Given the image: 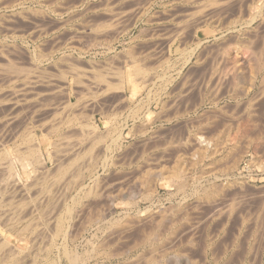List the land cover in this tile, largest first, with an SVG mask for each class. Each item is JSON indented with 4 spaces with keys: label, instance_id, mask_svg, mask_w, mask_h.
Segmentation results:
<instances>
[{
    "label": "rangeland",
    "instance_id": "rangeland-1",
    "mask_svg": "<svg viewBox=\"0 0 264 264\" xmlns=\"http://www.w3.org/2000/svg\"><path fill=\"white\" fill-rule=\"evenodd\" d=\"M2 1L6 2L7 0L6 1L2 0ZM47 1H50V0H47ZM67 1L68 0H65V2H67ZM107 1L108 2H106V0H104V3H103V0H84L85 3L83 5H85V7H84L85 10L82 7L80 9L78 8L79 10L77 9V10H74V11H66V10L65 11L64 10L61 11V10H58L56 12H53V11H50V10L41 11V10H37V9H33V10H35V11H33L32 9H27V8H25L24 10H21L19 8H5L4 6H2V9H0V21H1L0 22V29L2 27V29L0 31V49L2 48V50H3V52L5 54L6 53L10 54V55L6 54V55H7V57L9 56V59L12 60L11 62L14 61L13 63H15L18 66L21 64V66H20L21 68L24 66L23 69L19 70L20 74L18 73V76H16V77L13 76L15 78L10 77V80H9V81L12 80V82H15V83H12L14 85L11 84L13 86V89L17 85V87L15 88L16 90H14V91L17 92V94H15L16 92H14L12 94L14 96H17V95L18 96L15 98L16 100L13 98V95H11V94L8 95V98H12V100H15V101L19 100V102L17 101L19 103V105H17L16 108H15L16 110L15 111L12 110V112L10 111L11 109L10 110L7 109L8 111L6 109L3 110L2 112H5V111H7V112L3 113L2 115L3 116L7 115L6 117H8V115H11L10 113L14 114V112H17L16 114L18 115V113L21 112V114L18 115L19 118L17 120L18 121L17 122L18 123L17 126H20L19 123L23 122L22 118L24 120V123L21 124V126H20L21 129H20V127H18L20 129L18 131V134H19V132H21L26 127L28 129L32 128V130L35 132V135L37 136V140L40 142V145L42 147V151L44 152L46 168H49V169H52V170L55 169L54 168V166H55L54 163H55L56 156H55L54 153L57 152V151H54V148L56 146L57 147L55 149H57V148L60 149L61 147L62 148L65 147V150H67V151H63L61 153L58 152L61 157L64 154V152H66L64 154L66 156H63L62 158H64V157L68 158V157H71L74 154H75L74 157H76V156H78L80 154H81L82 157H84V155H86V153H84V152H86V151H84L83 149L87 148L88 145H91V143H93L95 141L93 139L95 137L94 136L95 133H97V134H103L104 133V135H105L109 131L112 132V130L115 131V129H116V131L112 135H110L111 133L108 136L105 135L102 141H100V142H96L95 141V145L96 146L94 144H92L93 148H95L96 150L98 149L100 151V152H97L95 149L92 148V151H91L92 153L89 152L90 153L89 154L87 152L88 153L87 154L88 157H89V155L91 157V154L93 155L92 156L93 158H94V156H97V157L94 158V160H91V158L88 159L87 156H85L86 158L85 157L82 158L80 156L79 158H77V157L76 158L78 160L81 158V160L78 161L76 158H75L76 161L73 160L74 162H76L75 164L72 161L73 164H74V167L76 169H78L79 166H81V168L83 166V168L85 170L87 169L86 171L82 170L83 168L81 169L82 172L80 170L77 171L75 168L71 167V170H73V173H72L71 170H69L70 168L67 169L68 171L66 169H64V170H66L68 172V173L64 172V174H65V176L63 174L64 180L62 178H59V179L55 178L56 180H58V182H56L54 184H53L52 181L55 182L56 180L54 179V176H52L51 173H48V172H47L48 176H46V177L48 178L50 176L49 177L50 181H49V178L48 179L46 178L45 179L46 181H44V179H43V182L42 181L38 182V183H41L40 185L38 183H35L36 186H35V184L33 182L32 187L33 188L35 187V189L31 188V190H29L30 191L29 193H31L33 190H35L34 192L36 194V187H37V191L38 192L36 194V197L38 198V200L41 201V202L39 201V203H41L42 205L38 204V202H37L38 200L37 199H36L37 201L35 200V202L37 203V205H39V207L40 206L43 207L44 205L46 207V206H48V204H50V205L57 204V205H55L56 207L54 206L56 208V210L54 208V210L52 209L53 210L52 212L49 211V209H48V207H51V206H48L46 209L43 207V210L44 209L46 210L45 213H49V214H50V212L52 213L50 215L47 214L48 217L45 215V217H46L45 220L48 219L47 220L48 222L46 221V223H45L44 220H43L44 218L42 220H40L39 219V212H38V210H36L37 213L35 212L34 215H31V216L27 217L28 220L22 218L20 220H17L16 222H15V220H12V223H10V224H13L14 226L17 225V226H15V228L16 227L17 228L16 229L14 228L15 229L14 232H17V230L19 228H21V229L18 230L19 231L18 233H20V235L17 234V233H14L15 234L14 235V234H11V233H8V232L4 231V227L2 225H0V230L2 231V233L6 234V237H7V239L10 242L15 243L18 247L22 248L25 251H28L27 254L30 253V255H28V256H31V258L28 257V256L27 257H28V261L31 260L29 262H32L34 260V262L32 264H36V262H37V264L38 263L40 264V262H41V264H44L45 263L44 261H46L45 258L47 256H49V255L51 257H55L56 256L55 254L58 251L61 250L59 248H61V246L63 244V240L69 245L71 250H77L78 253H82V252L83 253L84 252L87 253L89 255V257H87V262H86L87 264H153L149 260L154 259V257H155L154 264H264L263 263L264 259L261 258V254L264 251V241H263L264 240V235L260 232L261 228L258 227L259 226L258 224H260V226H261V221L257 222L256 225L258 227V232H256L255 235H253L251 233V231H250L251 230L250 227H253L252 225H250L249 228H247V227L240 228L241 227V224H240L241 223V215H239V211H241L240 210L241 207L239 205L236 206V208H235L234 212L231 214V216L230 215L227 216V214H225L223 212H221V214H222L221 215L220 212L218 214V212L215 211L216 209L213 208L212 205L210 206V203L207 201V199H204L202 197L200 198L197 195H193V191L194 190H200L201 187L206 186V185L210 186V184L211 185H213V184L215 185V183H216L217 185H215V186L219 187L221 184L223 185L224 182L225 183H229V182L231 183L232 182L233 184H235V185L237 184L238 185L239 182L235 181L234 179L241 180V177H243V175L245 173H248V171H244V169H243L244 168L243 166L245 165V160L244 159H242L240 161L238 168H236L234 170H231L229 168L230 165L232 164L231 160H233V157H232L233 156L232 155L233 151L232 150H226V148H225L226 145H225V143H223L224 139H225L224 136H226V134L229 131V129H231V130L235 129L234 128L235 125H237L240 122V120H242V121L244 120V119H242V117L245 118V116H243L244 113L241 111L240 107H236L235 104H233L235 102V100L229 98V94L230 93L228 94V92H227L225 94V92L227 90L229 91V89L231 90V89L235 88L234 83H236L237 80H238L237 81L238 83L235 84L237 86L236 87L237 89L235 88V90L239 91L241 89L240 87L245 86V83H243V80L240 81V79H237V80L235 79L234 83H233V81H231V79H230L231 76H229V73H228V70H227L229 68L228 67V63L226 62V59H225L226 58V53H225V51L223 52V50H222V49L225 50L224 46L226 44V40H227L228 34H229L228 30H227L228 25H229L228 23L230 21L229 18L231 17L230 15H232L233 11L231 12V10H229V12H231L229 14H227L228 11L224 10V9L223 10L225 12H227L226 14H225V12L223 10L222 11L220 10V12L218 10L217 11L218 13L216 12V14L212 13L211 11L208 12L209 10H206L207 8L203 9V10L201 9L202 10L201 11L200 9H198L200 5L198 4L197 0H147L148 3H147L146 0H135L136 4H134L135 1H133V0H124V1L123 0H117V1H115V0L114 1L113 0H107ZM249 1L250 0H247V2H249ZM254 1H256L259 6L264 5V2H263L264 0H254ZM62 2H64V0H62ZM137 2H139V3H137ZM262 2H263V4H261ZM96 3H98V4H96ZM102 3H103L104 6L101 5ZM105 3H107L108 5L105 4ZM109 4H111V5H109ZM145 4H146L145 7H141V5L143 6ZM105 5H106V8H105ZM137 6L140 7V9ZM90 7H92V8H90ZM127 7H128L129 10L127 9ZM133 7H136V8L133 9ZM137 8H138V10H137ZM231 8L233 9V7H231ZM261 8L264 10V6H262ZM105 9H108V11L114 12V13L111 12L112 13L111 14L112 17H111V15L110 16L106 15L107 14L106 13L107 10H105ZM102 10L105 11V12L101 13ZM114 10H116L117 12L114 11ZM131 10H133L134 12L132 11L133 12L132 13ZM141 10H143V11H141ZM36 11H38L37 12L38 14H34V13H36ZM39 11H40V13H39ZM123 11H124V14H123ZM129 11L132 14L129 13ZM196 11H198V12H196ZM28 12L31 13V14H29ZM262 12L264 14V11H262ZM22 13L24 14L25 17L26 16L27 17L25 18ZM26 13L28 15H26ZM71 13H72V15H71ZM75 13L77 15L76 17H75ZM252 13L253 12H251V14ZM101 14H104V15H101ZM17 15H18V17L19 16L20 17L18 18ZM36 15H38V16H36ZM98 15L100 16L101 20H100ZM105 15L108 17V19H107V17ZM228 15H229V17H228ZM246 15H248V14L246 13L244 18L248 17ZM67 16H68V18L70 17V19H68ZM211 16L214 17V18H212ZM218 16H220V17H218ZM23 17H24V19H23ZM36 17H38V19ZM226 17H228V18H226ZM112 18H115V19L111 20V22H110V19H112ZM5 19H6L7 22L9 20V23H7L5 21ZM31 19L33 20V22H32ZM86 19H87V21H86ZM2 20H4V21H2ZM116 20H118V22H116ZM259 20H261V21H259ZM36 21L38 22L39 25L37 24ZM89 21H91V22H89ZM104 21H107L106 24L108 22H110V25H112L113 27L110 26L109 24H108V26H110V27H108L107 25H104L105 24ZM119 21H121V22H119ZM3 22H6L5 25H4ZM59 22H61V23H59ZM92 22H94L95 24L92 23ZM96 22L98 24H96ZM252 22L253 23H251L250 26L248 27V30L252 29V31L249 30V32H251L250 35H253V33L254 34L257 33V35H259V36L264 35V33H263L264 32V26H262V24L264 25V20H262V18H260L258 16ZM260 22H262V23H260ZM81 24H83V25H81ZM100 24H103V25L101 26ZM183 24H185V25H183ZM98 25L101 28H103V29L100 30V27H99V29H98V27L96 28V26H98ZM241 25H244V24H242V22H240V23L237 22V23H235L233 25V27H236L235 29H239L240 28V31H241L244 28ZM4 26H5V28H4ZM43 26L45 27V29H44ZM41 27H42V29H41ZM54 27H56V28H54ZM255 27L257 29H255ZM49 28H50V30H49ZM104 28H108V29H104ZM38 29H40L42 31V33ZM193 29H194V31H193ZM262 29H263V31H262ZM59 31H60V33H59ZM61 31H63V33ZM107 31L109 32V34H108ZM15 32H16V34H15ZM97 32H99V33H97ZM181 32H183L182 33L183 35L181 34ZM23 33H25V34H23ZM93 33H95V36H94ZM115 33H116V35H115ZM63 34L64 35L66 34V35L64 36ZM56 35H58V36H56ZM86 35H87V38H86ZM28 36L31 39L32 38L33 39L31 40ZM55 36H56V38H55ZM92 36H94L93 38L96 39V40H93ZM179 37H181V38H179ZM54 39H56V40H54ZM57 39H59V40H57ZM105 39H107V41ZM184 39H185V41H184ZM198 39H200L201 41L204 40L202 42L203 47L201 45L198 48L196 47L197 50H195L194 46H196V43L198 42L197 41ZM219 41H221V42H219ZM39 42H40V44H38ZM41 42H43V43H41ZM71 43L73 45H75V46H72ZM155 43H157V44H155ZM5 44H6V46H5ZM207 44L209 46H212V47H208ZM213 44H216V45H213ZM39 45L41 47L42 46L43 47L41 48ZM167 45H171L172 51H171L170 55H167V52H166L167 51L166 50L167 49V47H166ZM219 45H222L223 48H220ZM2 46L4 47V49H3ZM57 46H59V47H57ZM185 46L187 47V49H186ZM214 46H216V48ZM217 46H219V47H217ZM213 47L216 50L211 51L210 49H212ZM176 48H181V50L182 49H186V50H188V49L193 50L194 49L195 51L193 50L192 57L188 61V63H185L184 57L180 56L181 53L179 54V52H181V51L179 49H178L179 51L178 50L176 51ZM201 48H203V49L205 48L207 51L206 50L203 51V49L201 51H199ZM218 48H220V49L217 51ZM150 49H151V51L153 49V51L151 52ZM41 50H42V52H41ZM136 50H137L138 54H137V52H135ZM146 50L149 51V55H147V56H145L148 53V51H146ZM154 50H155L156 54H155ZM208 50H209V52L211 54L208 53ZM18 51H22L24 53H22V52L18 53ZM202 51H203L204 55H203ZM221 51H222V53H225V54H223L225 57H223V55L220 53ZM25 52H27V54H25ZM129 52H133V54H135V55H132ZM142 52H144V54ZM197 52L202 57H204L206 55L205 60H203L202 62L201 61L200 62L196 61L195 59H197V56H199L201 58V56L198 55ZM206 52H207V54H206ZM214 52L217 53V54H215ZM22 54H24V56H22ZM154 54L157 57V58L155 57V59H157V60L153 59L154 56L151 57V55H154ZM59 55H60V57H59ZM143 55H144V57H143ZM158 55L161 56V57H159ZM219 55H220V57H219ZM221 55H222V58H221ZM113 56H114V58H113ZM140 56H142V58ZM148 56H150L151 58L148 57ZM164 56L165 57L167 56L168 58L166 59ZM210 56L211 57L218 56V58L221 59V60H219V62L222 63L223 66L222 65L219 66L220 63L219 64L218 63L215 64V66H216L217 69H220V67H222V70H223L221 72L222 74H220V71H218V73L220 74V78L222 77V75L224 77L226 75L228 76V77L226 76L227 79L225 77L226 84H225V81H224V77L219 79V81H221L222 85L219 83V81L217 82L216 77H215V82H214V80H211L210 81L211 84L208 83L209 82L207 80L208 77L205 76V75H206V73H208L207 75H209V71H210L209 67H211V65H212V62H210V59H211ZM25 57H26V59H25ZM42 57H43V59H41ZM61 57H62L63 60L61 59ZM120 57H122V58L120 59ZM124 57L127 58V59H125ZM208 57H209V59H208ZM133 58L140 59V60L137 59L138 62L140 61L141 65H142V63L145 64L144 65L145 68H146V64L147 63L149 64V66H147V68L151 67V65L153 63V65H154V66H152L153 70L148 72L150 78L149 77H147L148 79L145 78V76H147V74L145 76H143L144 75L143 74L142 76L144 78L143 77L140 78L141 75L138 76L139 74L136 75V74L133 73V67H132ZM148 59L149 60L153 59L154 62H153V60H152V62L146 61ZM164 59H166V60H164ZM108 60L110 61V64H109ZM73 61H74V63L71 64L70 62H73ZM123 61H124V63L121 64ZM155 61H157V62H155ZM4 62H5L4 60H0V64L1 63L4 64ZM166 62L167 63L169 62L168 63L169 65H167ZM196 62L198 64H201V65L198 66ZM208 62H209V64H208ZM158 63H160V64H158ZM164 64L167 65L168 67L167 66L165 67ZM189 64H190V66H189ZM204 64H206V65H204ZM72 65H73V67H72ZM77 65H79V66H77ZM111 65H113V66H111ZM119 65H120V67H119ZM195 65L197 67H195ZM207 65H209V66H207ZM75 66H77V67H75ZM129 66H130V68H129ZM169 66H171V67H169ZM224 66H225V68H224ZM29 67H30V69H29ZM103 67H104V69H102ZM118 67L122 68V69L119 70ZM62 68H64V69L66 68V69L64 70ZM69 68H71V69L69 70ZM78 68H80V69H78ZM92 68H94V69H92ZM107 68H109V69H107ZM76 69L79 70L80 73ZM94 70H95V72L97 74H98L99 71H100L101 74L103 73V77L105 76L104 78L108 77L105 80L106 83H107V80H108V82H111V83L112 82H117L116 80H119V79H117L118 78L117 76H119V74H117V73H119V71L123 72L122 78H124V80H126V84L124 85L125 87L122 88L123 90H121V89L118 90V88L117 89L110 88V89L116 90L115 92H114V90L110 91V89L108 88L109 90L108 89H106V90H108V92H110V93L105 92V91L103 92L104 87L106 85L108 86V84H106L104 82L103 83L100 82L101 79H99V80L96 79L95 80V77H96L97 74L96 73H95L96 75L94 74ZM110 70L111 71L114 70V72H111ZM131 70H132V72H131ZM204 70H205V72H203ZM23 71H25V72H23ZM30 71H32L33 74ZM43 71H44V73H42ZM49 71H52V72H49ZM62 71H63V73H62ZM22 72H23V75H22ZM60 72H61V74H60ZM115 72H117V73H115ZM183 72H184V74H183ZM223 72H224V74H223ZM225 72L227 74H225ZM114 73L117 74V75L114 76ZM59 74L62 76L63 80H62V78H61V76ZM73 74H74V76H73ZM89 74L91 76H89ZM151 74H153V75H151ZM194 74H196V75H194ZM199 74H200V76H199ZM133 75H134V77H133ZM1 76H0V82L1 83L3 82L4 84L3 83L2 84L4 86H2L1 83H0V88L3 91H4V89H6V90L4 91V94H3L2 91H0V93L2 92L3 95L11 93L10 90H9L10 89V87H9L10 85L8 86V83H7V81H8L7 78L8 77H5L6 75H3L4 78H3V76L2 77ZM26 76H29V77H27L28 80H30L32 78L31 80H33L34 83L31 80H30L32 82L31 84H29L30 82L28 80L26 82H23V80L25 79ZM42 76L43 77L45 76V77L43 78ZM111 76H113L115 78H113ZM136 76L139 77V78L137 77L139 80L136 78ZM202 76H203V78L201 79ZM166 77H167V79H166ZM204 77L206 78V80L208 82L205 81ZM2 78L4 80H6V82H4V80ZM111 78L114 79V80H112ZM130 78L134 82H132ZM228 78H229V80H228ZM14 79H16V80L13 81ZM144 79H145V82L147 80V83L144 82ZM186 79L188 80V82L186 81ZM203 79H204V81H203ZM212 79H214V78H212ZM222 79H223V81H222ZM82 80H83V82H82ZM165 80H167V81H165ZM194 80H196V81L199 80V82H195ZM78 81H81V83L78 82ZM98 81H99V83H98ZM163 81H165V82H163ZM182 81H186L187 83L184 85L182 83ZM200 81L202 82V85H201ZM27 82H28L29 85L27 84ZM141 82H144L145 85H144V83L141 84ZM216 82H217V84H216ZM20 83H23V84H20ZM45 83H46V85H45ZM76 83H78V84H76ZM85 83H87V86H86ZM92 83H93V85H92ZM161 83H164V84H161ZM188 83L191 84V86H193L195 88H192ZM205 83H206V86H205ZM6 84H7V86H5ZM24 84H26L27 87ZM103 84H105L104 87H103ZM159 84H160V86H159ZM215 84L217 86L218 85H220V86L219 87H217V86L214 87ZM232 84H233V87H232ZM88 85H90V86H88ZM143 85H144V87H141ZM198 85L201 88L198 87ZM19 86H21V87L23 86V88H25V89L21 88V90H22L21 93L22 94L24 93V95H21L20 92H19L20 94L18 93V91H20V90H18ZM107 86H106V88H107ZM162 86L164 88L165 87L166 88L164 89ZM227 86H229V87H227ZM174 87H175V89H174ZM72 88L74 89L73 91H72ZM130 88L131 89L133 88V89L131 90ZM151 88H152V90H150ZM184 88H185V90H184ZM7 89H8V91H7ZM146 89H147V91H146ZM186 89L188 91H186ZM196 89H197V91H195ZM85 90H87V91H85ZM89 90H90V92H89ZM159 90H160V93H159ZM41 91H42V93H41ZM156 91H157V93H155ZM215 91H216V95L218 97L215 96ZM38 92H40V93H38ZM80 92H81V95H80ZM87 92H89V93L87 94ZM145 92H149V94L145 93ZM179 92H181L182 94L181 93L179 94ZM199 92H200V94H199ZM76 93H77V95H76ZM82 93H84V95ZM101 93L102 94L104 93V94L102 95ZM153 93H155V95ZM183 93H185V94H183ZM220 93H221L222 96L220 95ZM38 94H40V95H38ZM119 94L121 95L123 102H119L117 100V99L120 100V98H119L120 95ZM145 94H147V95H145ZM3 95L0 94L1 97ZM59 95H62V96H60L62 99L59 98ZM114 96H115V98H114ZM116 96H118L117 99H116ZM149 96H152V97H150V99H149ZM183 96H185V97H183ZM213 96H215L216 99L218 98L217 100H219V101H217V100L214 101L215 98ZM34 97H35L36 100L34 99ZM76 97H78L79 99L76 98ZM123 97H124V99H123ZM156 97H157V102H155L156 101ZM176 97H178V98H176ZM21 98H23V99H21ZM92 98H93V101H92ZM196 98H197V100H196ZM20 99H21V101H20ZM97 99L100 101V103H99V101ZM111 99H112V101L110 102ZM142 99H143V101H142ZM12 100H11V102H13ZM27 100H28V102H27ZM96 100L98 101V103H97ZM163 100H164L165 103L163 102ZM232 100H233V102H232ZM30 101H31L32 104L30 103ZM35 101H37V102H35ZM116 101H118V102H116ZM186 101H187V104L185 103ZM69 102H71V103H69ZM73 102H74V104H73ZM195 102H196V105H195ZM173 103H174V105H172ZM214 103H215V105H214ZM230 103H231V105H230ZM26 104H28V105L26 106ZM30 104H31V107H30ZM40 104H41L42 107L40 106ZM168 104H170V105H168ZM176 104L179 105V106L177 107ZM49 105H52V106H50V109H49ZM66 105H67V107H66ZM116 105H117V107H116ZM162 105H163V107H162ZM232 105L234 106V108L231 107ZM18 106H19V108H18ZM21 106L23 107V109L21 108ZM83 106H85L86 108L83 107ZM121 106H123V107L121 108ZM134 106L138 108V109L136 108V115L137 116L135 115L134 116L135 118L128 117L130 110L132 108H135ZM7 107H9V106L7 105ZM28 107H30V108H28ZM101 107H102V109H101ZM223 107H224V110L226 112L223 110ZM5 108H6V106H5ZM25 108H27V109H25ZM79 108L80 109L82 108L81 109L82 112H80ZM118 108L121 109V110H119ZM129 108H130V110H129ZM36 109H38V110H36ZM147 109L151 110L152 112H154L153 115L150 117V119H154V120H150L149 118L146 117L145 113L147 112ZM174 109H176V110L174 111ZM232 109L233 110L235 109L236 111L233 112ZM100 110H102L103 113ZM161 110H162V113H161ZM165 110H167V111L165 112ZM177 110H178V112H177ZM255 110H257V111H255L254 113H257V115L258 114L261 115L263 113V116H264V111H263L264 110V104H262L261 106H258V108H256ZM9 111H10V113H9ZM63 111H64V113H63ZM111 111H114V112H111ZM220 111H221V113H220ZM23 112H24V114H22ZM34 112H35V114H37L36 116H35ZM38 112H39V114H38ZM180 112H181V114H180ZM236 112H239V113H236ZM57 113L59 114V116H60L59 118L60 119L57 118L58 117ZM46 114H47L48 117H46ZM55 114H57V115H55ZM71 114L73 115V117H75V118L77 117V119H76L77 121L74 118H72ZM76 114L77 115L81 114V117H80V115L77 116ZM159 114H161V115H159ZM232 114H234V116ZM51 115H53V117ZM54 115H55V117H54ZM41 116H43V117H41ZM70 116H71V118H70ZM82 116H84V117H82ZM154 116H155V118H154ZM165 116H166V118H165ZM261 117L260 116H256V120L261 119ZM24 118H26V119H24ZM40 118H42L45 121L43 122V120L40 119ZM47 118H51V119L47 120ZM53 118H55L54 120L57 121V123L55 125H54L55 121L53 120ZM67 118H70V120H72V121H70ZM27 119L30 120V121H28ZM74 120H75V123H74ZM26 121H28V122H26ZM60 121H62V122L65 121L64 122L65 124L63 123V125H62V123ZM204 121H205V123H204ZM262 121L263 120H261V122L259 121V126L262 125ZM29 122L31 124H29ZM33 122H34V125H33ZM66 122H67V124H66ZM225 122H227V123H225ZM49 123H50V125H49ZM125 123H126V125H125ZM39 124L41 126H39ZM51 124L54 125L55 127L52 126ZM58 124L59 125L61 124V125L59 126ZM118 124L120 126H122V128ZM206 124H207V126H206ZM57 125H58V127L56 128ZM46 126L50 127V128L48 129ZM78 126H80V127H78ZM86 126H87V128H85ZM71 127H74V128H71ZM199 127H200L201 130L199 129ZM210 127L213 128L215 131L213 129H211ZM221 127H222V129L224 131L221 129ZM27 128L25 130L29 131ZM52 128H55V130H53ZM68 128H70L71 130H69ZM216 128H218V130ZM66 129L70 133L68 131H66ZM83 129L85 130V132H82ZM106 129H107L108 132L105 131ZM118 129H119V131H118ZM49 130L51 132H49ZM58 130H60V131H58ZM89 130H92V131H89ZM152 130H153V132H152ZM26 131L25 132L22 131L23 134H21V133L20 134L23 136L24 134H26ZM53 131H54V133H53ZM77 131H79V132L81 131L80 132L81 133V137H82L81 140L78 138V137H80V134H79V132L76 133ZM117 131L120 132V136L121 137H120V141L118 139V142L115 144L114 140L116 139V136H117V133H118ZM154 131H156V132H154ZM211 131H212V133H211ZM48 132H49V134H48ZM61 132H62V134L63 133H65V134L66 133H69V134L73 133L75 135V136L71 135L70 137L73 136L72 138L68 137V135H67L69 142H71V145H70V143L68 141H66L67 139H65V138H67V137L60 138L58 136L59 134L62 135ZM219 132H221V133L219 134ZM92 133H94V134H92ZM82 134H83V136L85 134L84 138H83ZM86 134L88 136H86ZM198 134L199 135L201 134L202 136H205V138L207 140L210 139L213 135H215L214 136L215 139L220 137V138H218V141H219V145H222V146H218L217 148L220 147L221 149L219 148L215 152H212L211 150H209L211 154L209 153V151L207 153L203 154L198 149L193 148L191 145H189L188 142L194 140L193 138L196 137ZM63 136H65V135H63ZM91 137H92V140H91ZM110 137H111V140H110ZM112 138H113V142H112ZM153 138H156L157 140L153 139ZM183 138H184V141H183ZM221 138H223V139H221ZM72 139L74 141H72ZM86 139L87 140L90 139V140L87 142ZM167 139H169V140H167ZM170 139H171V141H170ZM64 140L67 142V144L69 143V146H71V148H67V145H65L66 142ZM214 140L210 139V142L215 144L216 140L215 141ZM58 141H60V142H58ZM91 141H93V142H91ZM185 141L187 142L186 144H185ZM51 143H52V145H50ZM57 143H59V144L57 145ZM62 143L63 144L65 143L64 144L65 146L62 145ZM220 143H222V144H220ZM8 144H6V146H7L8 149H10V144L9 145ZM86 144H87V146L85 147ZM118 144H119V146H118ZM164 144H166V145H164ZM182 144H184V145H182ZM239 144H237V146ZM59 145H61V146L58 147ZM21 146H23V145H21ZM182 146H183V148H182ZM74 147L76 149L79 147L78 150L79 149H81V150L78 151ZM107 147L110 148V149H108ZM240 147H241V145H239V148ZM72 148H74V150L76 152L75 151H71ZM146 148H148V150ZM238 149L236 148V150H238ZM108 150H110V151L108 152ZM82 151H83V155H82ZM195 151H197V152H195ZM229 151L231 152L232 156L229 154ZM77 152H80V154L77 153ZM93 152H95V153H93ZM194 152H195V155H194ZM160 153L162 154V156H160L161 155ZM198 153H199V155H198ZM118 154H119V156H118ZM152 155L154 156V159H153ZM53 158H54V160H53ZM65 158H64V160H65ZM96 158H98V159L96 160ZM87 160H89V161H87ZM123 160H124V162H123ZM104 161L105 162L107 161L106 162L107 165H106V163L104 165ZM215 161H216V163H215ZM120 162H123V163H120ZM91 163L94 166V168H96L95 171L99 175V176H97V179L99 181L98 182L99 185L97 184V186H95V188L99 186L98 187V190H99L98 193H99L100 196L98 194L96 196H94L93 194H90L89 197H85L84 196V195H86V194H84L85 192H83L81 190V188L80 189H77V188L80 187L79 186V183H81V182H79L80 178H81L80 180H82V181L84 179V186H85L86 190L93 185L94 182L91 183L92 181L88 178L89 174H87L90 171ZM212 163H214V164H212ZM86 164H87V166H86ZM149 164H150V166H149ZM210 164H212V165H210ZM75 165H77L78 167H76ZM179 165H180V167L182 166V168H180ZM93 166H92V168H93ZM174 166L177 167V168H174ZM150 168H152L153 170L150 169ZM176 169L178 171L181 170V172H178V174H175L174 176H171V173H173V171H177ZM61 171H63V170H61ZM74 171H76V172H74ZM147 171L148 172L149 171H151V172L152 171L153 172L161 171L163 174L167 173L166 175H164V177H165L164 181H158L156 183V185H154L155 189H154V191H152V193L148 197H146V195H147L148 190L150 191V189H151V188H149V186H150V184L151 185L153 184L151 182L153 180H151L152 177H150L151 176V172H149L150 173V176H149L148 175L149 173ZM169 171H170V173H169ZM16 172L20 175L21 180H22L23 183L30 184V183H27V182H30V181L32 182V179H33V178H31L32 176L29 177L27 174H24L23 170L21 168H19L18 165H16ZM51 172L53 174V171H51ZM80 172L83 173L84 175L81 174ZM251 172H252L253 175L257 176V178H258L257 186H260V185L263 186L264 185V174L263 173L260 174V173H258L256 171H251ZM69 173H70V175H69ZM76 173H77L78 176L80 174V178L76 175ZM256 174H260V175H256ZM66 175H67V177H66ZM73 175H74V178H73ZM81 175H83V176H81ZM75 176H77L78 179L75 178ZM146 176H147L148 179L146 178ZM51 177L54 180H52ZM149 177H150V180H149ZM27 178H29V180H27ZM70 179L71 180L73 179L72 181H74V184L76 183L77 180H78L77 181L78 183H76L75 185L74 184L72 185V183L68 182L69 183L68 184L67 181H71ZM59 180H60V182H59ZM65 180H66V183H65ZM147 180L149 181V184H148ZM184 180H185V182H184ZM48 181H49V183L52 182L50 184L51 187L49 186ZM44 183H45V186H47V185L49 186V189L47 188L48 186L46 187L47 189H45L49 193V195H45V197L49 196L48 200H47V197L45 199V197L42 196V195H44L43 193L42 194L40 193V192L43 191V192H45V194H48V193H46V191L43 190L44 189L43 188ZM87 183L89 184V186H88ZM183 183H184L185 187L182 186ZM66 184L68 185V188L71 189L70 191H68L69 189H67V187H66L67 185ZM146 184H148V185H146ZM38 187L42 188V190L39 191ZM55 187H56V189H55ZM58 187L60 189H58ZM63 188H65V189H63ZM152 189H153V187H152ZM55 190L58 192V194H57V192ZM58 190H60V191H58ZM145 191H147V192H145ZM187 191H189V193ZM62 192H64V194ZM80 192L83 193L82 196H84V198L81 199L82 200L81 204L77 208L76 207L74 208L75 210L76 209L77 210H76V212L73 211L74 214H72L71 215L72 217L70 218L71 222L66 224L67 227L65 226L67 228V231H64V233L66 232L67 234H65V236H64V234L61 233V234H58L54 239L49 238L50 235L53 234V232H54L56 215L58 213H60L62 210H64V205L63 204H65V205L66 204L67 205L71 204L72 202H70V201H72V197L75 196L76 193H77V195L81 194ZM144 192L146 193V195L144 194ZM38 193H39V196H37ZM52 193H54L55 196ZM31 195L34 196V193L32 192ZM91 195L94 196V197H91ZM51 196H53L52 199H50ZM57 196H58V198H57ZM70 196H72L71 200H70ZM53 198H54L55 202H56V198H57L58 199L57 200L58 203H55L54 201L52 202ZM42 199H44L45 201L42 200ZM49 200H51V201H49ZM86 201H88L89 203L88 202L86 203ZM30 202L31 203L32 202L35 203L34 201H31V200H30ZM30 202L28 203V201H27V204L29 205ZM51 202H52V204H51ZM59 203L62 204V205H59ZM92 204H93V206H92ZM100 204H101V206H100ZM90 206H92V207H90ZM42 207H40L39 211H42L41 210ZM97 207H98V209H97ZM195 207H197V208H195ZM237 207L239 208V210H238ZM78 209L81 210V211H79ZM92 209H93V211L94 210L95 211L94 212L92 211V213H91L90 211ZM50 210H51V208H50ZM162 210H164L165 216L162 215L163 214ZM58 211H60V212H58ZM53 212H57L56 215ZM77 212H79L78 213L79 215L75 216V213L77 214ZM157 212H159V213H157ZM85 213L88 214V216L85 215ZM150 213H151V215H150ZM240 214H241V212H240ZM35 215L38 216L37 219L39 221H37V219H35L36 223L34 224L35 221H33L32 219L36 218ZM73 215L75 216V219L77 218L76 220L74 219ZM160 215H161V217H159ZM33 216H35V217H33ZM51 216H52V218H50ZM89 216L92 218V220H91V218ZM96 216H98V217H96ZM162 216H163V218H162ZM82 217H83L84 220H82ZM185 217H186V219H185ZM54 218H55V221L53 220ZM116 218L117 219L119 218V220L120 219L123 220V222L122 221L116 222ZM122 218H124V219H122ZM228 218H229V220H228ZM78 219H79V221H78ZM18 221H20V225H19ZM27 221H29L28 224H27ZM40 221L41 222L43 221V222L41 223ZM107 221L109 222V224H108ZM110 221L114 222V223H110ZM156 221H158L159 223L156 222ZM21 222H23V223H21ZM30 222H32V224ZM37 222H39V223H37ZM14 223H16V224H14ZM24 223L27 226L29 224H31L29 229L27 230L28 232L26 230H24V231L22 230L23 227H25ZM70 223H72V224H70ZM44 226H46V229L43 228ZM48 226H50V227H48ZM51 226H52L53 230L51 229ZM237 226H238V228H237ZM34 227L37 228V229H35ZM20 230H22L23 232L20 231ZM69 230L71 232H68ZM31 231H32V233H31ZM24 232H26V233H24ZM34 233H35V235H34ZM232 233H234V235ZM39 234L42 237H39ZM71 235H72V237H71ZM157 235H158V237H157ZM36 236L38 237V239L39 238L40 239L38 240ZM63 236L65 238H63ZM32 237H34L33 241L31 239ZM51 237H52V235H51ZM146 237H147V239L145 240L144 238H146ZM35 238H36L35 243H37V241H38V244H35V243H31L30 244V242H34ZM148 238H150V239H148ZM48 239H50L51 241L48 240ZM147 240H149L150 242L147 241ZM262 241H263V243H261ZM40 242H42L44 245L42 243H40ZM50 242L51 243L54 242V244H53V247L49 250V245L51 244ZM33 244H35L36 246L34 247ZM40 244H42V245L39 246ZM57 244H58V246H57ZM261 244H263V245H261ZM30 245L31 246L33 245L32 246L33 248L29 247ZM54 246H56V247H54ZM96 246H98L99 248L95 249ZM242 246L245 247V248H243ZM27 247H29V248H27ZM40 247H42L43 249H40ZM30 248H31V250H29ZM74 248H76V249H74ZM90 248H91V250H89ZM30 251H33V252H30ZM91 251H93V253ZM37 252H39V253H37ZM90 252H91V254H90ZM109 252L112 253L113 255L110 254ZM33 253H35V254L33 255ZM41 255H42V257H41ZM33 256L36 257V258L32 259V258H34ZM109 256H111V257H109ZM66 259L67 258L65 256L64 257L60 256L57 259L56 263L57 264H66V263L68 264ZM145 259H147V260H145ZM1 261L3 262V260H0V264H2Z\"/></svg>",
    "mask_w": 264,
    "mask_h": 264
},
{
    "label": "bare ground",
    "instance_id": "bare-ground-1",
    "mask_svg": "<svg viewBox=\"0 0 264 264\" xmlns=\"http://www.w3.org/2000/svg\"><path fill=\"white\" fill-rule=\"evenodd\" d=\"M6 1V0H5ZM114 1V0H113ZM115 1H117V0H115ZM124 1V0H123ZM122 1V2H123ZM133 1H135V0H133ZM147 1V0H146ZM198 1V4L200 5L199 6V8L198 9H206V10H209L208 12H212V13H215L216 14V12L219 10V12H220V10L222 11L223 9L224 10H227L228 11V13L227 12H225L224 10V12H225V14L227 13V14H229V13H231L232 11V15H230L231 17L229 18L230 19V21H229V25H228V28H227V30H228V38H227V40H226V44H225V50L224 49H222L223 50V52L225 51V53H226V62L228 63V73H229V76H231V81H233V83L235 82V79L237 80V79H240V81H242L243 80V83H245V86H243V87H240L241 89L239 90V91H237V90H235V88L237 87L235 84H237L238 82V80L236 81V83H234V86H235V88L234 89H229V91L227 90L226 92H225V94L228 92V94H229V98L230 99H233V100H235V102L233 103V104H235V106L236 107H240V109H241V111L244 113V115L243 116H245V118H243L242 117V119H244L243 121L242 120H240V122L237 124V125H235V129H233V130H231V129H229V131L227 132V134H226V136H224V142L223 143H225V148H226V150H232L233 152V156L231 155V152L229 151V154L233 157V160H231V162H232V164L230 165V169L231 170H234V169H236V168H238V166H239V163H240V161L242 160V159H244L245 160V165L243 166L244 168V171H248V173H245L244 175H243V177H241V180H239V179H234L235 181H238L239 182V184L237 185H235V184H233L232 182L230 183H223V185L221 184L219 187H217V186H215V185H217L216 183H215V185L213 184V185H211L210 184V186L209 185H206V186H203V187H201V189L200 190H194L193 191V195H197L198 197H202V198H204V199H207V201L210 203V206L212 205V207L213 208H215L216 210L215 211H217L218 212V214H219V212H220V214H221V212H223V213H225V214H227V216H231V214L234 212V210H235V208H236V206L237 205H239L240 207H241V211H239V215H241V227L240 228H244V227H247V228H249V226L250 225H252L253 227H250V231H251V233L253 234V235H255V233L256 232H258V227H260L259 229H260V232L264 235V185L262 186V185H260V186H257V181H258V178H257V176H255V175H253L252 174V172L251 171H256V172H258V173H260V174H264V116H263V113L261 114V115H257V113H254L255 111H257V110H255L256 108H258V106H261L262 104H264V35H262V36H259V35H257V33L256 34H254L253 32V35H250L251 34V32H249V30H248V27L250 26V24L251 23H253L252 21L256 18V17H260V18H262V20H264V14H263V12L262 11H264L261 7L262 6H264V5H262V6H259L258 4H257V2L256 1H254V0H250L249 2H247V0H197ZM106 2H108L107 0H106ZM111 2V1H110ZM126 2V1H125ZM129 2V1H128ZM132 2V1H131ZM264 2V1H263ZM263 2L261 3V4H263ZM85 2H84V0H68L67 2H65V0H64V2H62V0H50V1H47V0H7L6 2H4V1H2V0H0V9H2V6H4L5 8H19V9H21V10H24L25 8H27V9H37V10H41V11H43V10H50V11H53V12H56V11H58V10H61V11H74V10H77L78 8L80 9V8H82L83 7V9L85 10V5H83ZM89 3V2H88ZM103 3H104V0H103ZM103 3L101 4V5H103ZM113 3V2H112ZM130 3V2H129ZM137 3H139V2H137ZM147 3H148V1H147ZM96 4H98V3H96ZM105 4H107V3H105ZM134 4H136V1L134 2ZM100 5V4H99ZM100 5V6H101ZM108 5V4H107ZM109 5H111V4H109ZM118 5V4H117ZM128 5V4H127ZM91 6V5H90ZM104 6V5H103ZM136 6V5H135ZM146 6V4L145 5H141V7H145ZM102 7V6H101ZM119 7V6H118ZM122 7V6H121ZM132 7V6H131ZM138 7V6H137ZM231 7H233V9L231 8ZM87 8V7H86ZM90 8H92V7H90ZM105 8H106V5H105ZM115 8V7H114ZM120 8V7H119ZM134 8H136V7H133V9ZM139 9H140V7H138ZM138 8H137V10H138ZM78 9V10H79ZM82 9V10H83ZM95 9V8H94ZM98 9V8H97ZM102 9V8H101ZM110 9V8H109ZM127 9H128V7H127ZM87 10V9H86ZM92 10V9H91ZM105 10H107L106 11V15L107 16H110L112 13H114V12H112V11H108V9H105ZM112 10V9H111ZM129 10V9H128ZM136 10V9H135ZM144 10V9H143ZM143 10H141V11H143ZM196 10V9H195ZM199 10V11H200ZM201 10V11H202ZM229 10H231V12H229ZM254 10V11H253ZM33 11H35V10H33ZM32 11V12H33ZM114 11H116V10H114ZM126 11V10H125ZM133 10H131V12H132ZM214 11V12H213ZM38 11H36V13H34V14H38L37 13ZM100 12V11H99ZM105 11H103L102 10V12L101 13H104ZM112 12V13H111ZM117 12V11H116ZM122 12V11H121ZM120 12V13H121ZM130 11H129V13H131ZM134 12V11H133ZM132 12V13H133ZM140 12V11H139ZM138 12V13H139ZM196 12H198V11H196ZM195 12V13H196ZM205 12V11H204ZM235 12V13H234ZM249 12V13H248ZM251 12H253L252 14H251ZM24 13V12H23ZM22 13V14H23ZM29 13V12H28ZM39 13H40V11H39ZM42 13V12H41ZM74 13V12H73ZM77 13V12H76ZM76 13H75V17L77 16L76 15ZM98 13V12H97ZM131 13V14H132ZM141 13V12H140ZM194 13V14H195ZM203 13V12H202ZM206 13V12H205ZM218 13V12H217ZM234 13V14H233ZM248 14V15H246V16H248L247 18H244V16H245V14ZM3 14V13H2ZM12 14V13H11ZM10 14V15H11ZM25 14V13H24ZM24 14H23V16H24ZM29 14H31V13H29ZM33 14V13H32ZM33 14V15H34ZM83 14V13H82ZM85 14V13H84ZM122 14V13H121ZM120 14V15H121ZM123 14H124V11H123ZM224 14V13H223ZM8 15V14H7ZM16 15V14H15ZM26 15H28L27 13H26ZM42 15V14H41ZM47 15V14H46ZM45 15V16H46ZM71 15H72V13H71ZM94 15V14H93ZM96 15V14H95ZM101 15H104V14H101ZM105 15V16H106ZM135 15V14H134ZM203 15V14H202ZM219 15V14H218ZM250 15V16H249ZM22 16V15H21ZM36 16H38V15H36ZM44 16V17H45ZM89 16V15H88ZM99 16V15H98ZM106 16V17H107ZM115 16V15H114ZM119 16V15H118ZM215 16V15H214ZM8 17V16H7ZM6 17V18H7ZM17 17H18V15H17ZM16 17V18H17ZM20 17V16H19ZM18 17V18H19ZM25 17V16H24ZM24 17H23V19H24ZM27 17V16H26ZM25 17V18H26ZM32 17V16H31ZM43 17V16H42ZM61 17V16H60ZM111 17H112V15H111ZM120 17V16H119ZM122 17V16H121ZM212 17V16H211ZM217 17V16H216ZM218 17H220V16H218ZM228 17H229V15H228ZM228 17H226V18H228ZM15 18V17H14ZM37 19H38V17H36ZM67 18H68V16H67ZM99 18H100V16H99ZM116 18V17H115ZM115 18H112V19H110V22H111V20H113V19H115ZM118 18V17H117ZM212 18H214V17H212ZM12 19V18H11ZM34 19V18H33ZM46 19V18H45ZM68 19H70V17L68 18ZM82 19V18H81ZM107 19H108V17H107ZM223 19V18H222ZM14 20V19H13ZM32 20V19H31ZM43 20V19H42ZM49 20V19H48ZM67 20V19H66ZM95 20V19H94ZM100 20H101V18H100ZM104 20V19H103ZM102 20V21H103ZM106 20V19H105ZM192 20V19H191ZM217 20V19H216ZM2 21H4V20H2ZM5 21H6V19H5ZM11 21V20H10ZM59 21V20H58ZM65 21V20H64ZM63 21V22H64ZM80 21V20H79ZM86 21H87V19H86ZM109 21V20H108ZM200 21V20H199ZM226 21V20H225ZM259 21H261V20H259ZM1 22V21H0ZM7 22V21H6ZM6 22H3L4 23V25H5V23ZM14 22V21H13ZM16 22V21H15ZM19 22V21H18ZM17 22V23H18ZM21 22V21H20ZM32 22H33V20H32ZM37 22V21H36ZM69 22V21H68ZM81 22V21H80ZM89 22H91V21H89ZM98 22V21H97ZM96 22V24H98ZM101 22V21H100ZM99 22V23H100ZM105 22V24L104 25H107L108 26V24L110 25V22H108L107 24H106V22L107 21H104ZM113 22V21H112ZM116 22H118V20H116ZM119 22H121V21H119ZM197 22V21H196ZM217 22V21H216ZM237 22H242V24H244V25H241V26H243L242 28V30L240 31V28L239 29H235L236 27H233V25L235 24V23H237ZM263 22V21H262ZM262 22H260V23H262ZM2 23V24H3ZM7 23H9V20H8V22ZM41 23V22H40ZM47 23V22H46ZM45 23V24H46ZM59 23H61V22H59ZM92 23H94V22H92ZM215 23V22H214ZM227 23V22H226ZM15 24V23H14ZM34 24V23H33ZM37 24H38V22H37ZM52 24V23H51ZM57 24V23H56ZM74 24V23H73ZM79 24V23H78ZM90 24V23H89ZM95 24V23H94ZM103 24H100L101 26L103 25ZM112 24V23H111ZM213 24V23H212ZM258 24V23H257ZM39 25V24H38ZM61 25V24H60ZM72 25V24H71ZM77 25V24H76ZM81 25H83V24H81ZM92 25V24H91ZM183 25H185V24H183ZM259 25V24H258ZM7 26V25H6ZM14 26V25H13ZM12 26V27H13ZM94 26V25H93ZM110 26H112V25H110ZM110 26H108V27H110ZM216 26V25H215ZM220 26V25H219ZM262 26H264L263 24H262ZM9 27V26H8ZM33 27V26H32ZM44 27V26H43ZM53 27V26H52ZM84 27V26H83ZM95 27V26H94ZM98 27V29H99V25L98 26H96V28ZM113 27V26H112ZM240 27V26H239ZM260 27V26H259ZM4 28H5V26H4ZM10 28V27H9ZM39 28V27H38ZM51 28V27H50ZM50 28H49V30H50ZM54 28H56V27H54ZM95 28V29H96ZM115 28V27H114ZM1 29H2V27H1ZM1 29H0V31H1ZM41 29H42V27H41ZM44 29H45V27H44ZM82 29V28H81ZM103 28H101L100 27V30H102ZM104 29H108V28H104ZM181 29V28H180ZM179 29V30H180ZM184 29V28H183ZM255 29H257L256 27H255ZM5 30V29H4ZM3 30V31H4ZM14 30V29H13ZM38 30H40V29H38ZM186 30V29H185ZM188 30V29H187ZM6 31V30H5ZM12 31V30H11ZM41 31V30H40ZM39 31V32H40ZM44 31V30H43ZM80 31V30H79ZM109 31V30H108ZM107 31V32H108ZM114 31V30H113ZM175 31V30H174ZM193 31H194V29H193ZM192 31V32H193ZM250 31H252V29L250 30ZM261 31V30H260ZM262 31H263V29H262ZM35 32V31H34ZM62 33H63V31H61ZM102 32V31H101ZM110 32V31H109ZM109 32H108V34H109ZM116 32V31H115ZM178 32V31H177ZM176 32V33H177ZM249 32V33H248ZM10 33V32H9ZM18 33V32H17ZM41 33H42V31H41ZM40 33V34H41ZM59 33H60V31H59ZM67 33V32H66ZM91 33V32H90ZM96 33V32H95ZM95 33H93L94 34V36H95ZM97 33H99V32H97ZM105 33V32H104ZM114 33V32H113ZM183 32H181V34H182ZM264 33V32H263ZM15 34H16V32H15ZM20 34V33H19ZM23 34H25V33H23ZM30 34V33H29ZM34 34V33H33ZM39 34V35H40ZM68 34V33H67ZM101 34V33H100ZM99 34V35H100ZM107 34V33H106ZM170 34V33H169ZM175 34V33H174ZM261 34V33H260ZM14 35V34H13ZM61 35V34H60ZM64 35V34H63ZM66 35V34H65ZM64 35V36H65ZM104 35V34H103ZM113 35V34H112ZM111 35V36H112ZM115 35H116V33H115ZM166 35V34H165ZM173 35V34H172ZM179 35V34H178ZM183 35V34H182ZM185 35V34H184ZM15 36V35H14ZM54 36V35H53ZM56 36H58V35H56ZM56 36H55V38H56ZM94 36H92V38L94 37ZM98 36V35H97ZM102 36V35H101ZM170 36V35H169ZM196 36V35H195ZM18 37V36H17ZM29 37V36H28ZM60 37V36H59ZM69 37V36H68ZM85 37V36H84ZM198 37V36H197ZM6 38V37H5ZM16 38V37H15ZM30 38V37H29ZM86 38H87V35H86ZM103 38V37H102ZM112 38V37H111ZM172 38V37H171ZM179 38H181V37H179ZM183 38V37H182ZM190 38V37H189ZM225 38V37H224ZM31 39V38H30ZM33 39V38H32ZM31 39V40H32ZM35 39V38H34ZM60 39V38H59ZM59 39H57V40H59ZM65 39V38H64ZM63 39V40H64ZM108 39V38H107ZM107 39H105L106 41H107ZM54 40H56V39H54ZM61 40V39H60ZM93 40H96V39H94L93 38ZM178 40V39H177ZM109 41V40H108ZM112 41V40H111ZM168 41V40H167ZM184 41H185V39H184ZM198 42L196 43V46H194L195 47V50H197L196 49V47L198 48L199 46H201L202 45V42L204 41V40H200V39H198L197 40ZM4 42V41H3ZM44 42V41H43ZM43 42H41V43H43ZM55 42V41H54ZM58 42V41H57ZM90 42V41H89ZM179 42V41H178ZM219 42H221V41H219ZM52 43V42H51ZM61 43V42H60ZM165 43V42H164ZM169 43V42H168ZM188 43V42H187ZM10 44V43H9ZM38 44H40V42L38 43ZM58 44V43H57ZM56 44V45H57ZM70 44V43H69ZM72 44V43H71ZM155 44H157V43H155ZM198 44V45H197ZM13 45V44H12ZM15 45V44H14ZM37 45V44H36ZM195 45V44H194ZM205 45V44H204ZM213 45H216V44H213ZM223 45V44H222ZM222 45H219L220 46V48H223L222 47ZM5 46H6V44H5ZM19 46V45H18ZM38 46V45H37ZM40 46V45H39ZM54 46V45H53ZM60 46V45H59ZM59 46H57V47H59ZM72 46H75V45H73L72 44ZM154 46V45H153ZM180 46V45H179ZM207 46L208 47H212V46H209L208 44H207ZM219 46H217V47H219ZM3 47V46H2ZM41 47V46H40ZM39 47V48H40ZM43 47V46H42ZM41 47V48H42ZM61 47V46H60ZM131 47V46H130ZM129 47V48H130ZM167 47V55H170L171 54V51H172V49H171V45H167L166 46ZM186 47V46H185ZM202 47H203V45H202ZM215 48H216V46H214ZM212 48V49H210L211 51H214V50H216L215 48ZM15 48V47H14ZM18 48V47H17ZM21 48V47H20ZM49 48V47H48ZM52 48V47H51ZM55 48V47H54ZM132 48V47H131ZM190 48V47H189ZM220 48H218L217 49V51L220 49ZM3 49H4V47H3ZM7 49V48H6ZM19 49V48H18ZM45 49V48H44ZM154 49V48H153ZM153 49H152V51H153ZM180 50L181 52H179V54L181 53V55L180 56H183L184 57V61H185V63H188V61L191 59V57H192V53H193V50H190V49H188V50H186L187 49V47H186V49H182L181 50V48H176V51L177 50ZM203 48H201L199 51H201ZM12 50V49H11ZM10 50V51H11ZM55 50V49H54ZM124 50V49H123ZM126 50V49H125ZM129 50V49H128ZM133 50V49H132ZM156 50V49H155ZM155 50H154V52H155ZM178 50V51H179ZM194 50V51H195ZM206 49L204 48L203 49V51H205ZM27 51V50H26ZM46 51V50H45ZM146 51H148V50H146ZM150 51H151V49H150ZM151 51V52H152ZM161 51V50H160ZM174 51V50H173ZM198 51V52H199ZM203 51H202V53H203ZM207 51V50H206ZM216 51V52H217ZM19 52H22V51H18V53ZM41 52H42V50H41ZM52 52V51H51ZM134 52V51H133ZM133 52H129V53H131L132 55H135V54H133ZM135 52H137V50L135 51ZM140 52V51H139ZM150 52V53H151ZM198 52H197V54H198ZM14 53V52H13ZM22 53H24V52H22ZM33 53V52H32ZM76 53V52H75ZM125 53V52H124ZM143 54H144V52H142ZM208 53L209 54H211L210 52H209V50H208ZM215 53V52H214ZM219 53V52H218ZM222 55L223 54H225V53H222V51L220 52ZM6 54H8V53H6ZM4 52H3V50H2V48L0 49V60H4L5 62H4V64H0V76L2 75H6L5 77H8L7 78V83H8V86L10 87V92L11 93H9V94H5V95H3L4 94V91L6 90V89H4V91L3 90H1V88H0V91H2L3 92V94H2V92L0 93L1 95H3L1 98H0V225H2L3 227H4V231H6V232H8V233H11V234H14V233H17V234H19L20 235V233H18L19 231V229H21V228H19L18 230H17V232H14V230L17 228H15V226H17V225H13V224H10V223H12V220H15V222L17 221V220H20V219H22V218H24V219H27L28 220V216H31V215H34V213L36 212V210H38V212H39V219L40 220H42L43 218V220H44V222L46 223V221L48 220H45V215L48 217V215L47 214H49V213H45V209L48 207V206H51V207H48V209H49V211H53L54 210V208L56 207L55 205H57V204H52V202L54 201V198H53V200H52V202H51V204L52 205H50V204H48V206H46L45 207V205L43 206L45 209L43 210V207L42 206H40V207H42V211H39V209H40V207H39V205H37V203L35 202V200L37 199L38 200V198L36 197V194H37V187H36V194H35V190H33L32 192L34 193V196L33 195H31V193H29L30 191L29 190H31V188L32 189H35V187L33 188L32 187V184H33V182H34V184L35 183H38L39 181L41 182H43V179H44V181H46L45 179L47 178L46 176H48V174H47V172L48 173H51V175L52 176H54V179L56 178H62L63 180H64V176H65V174H64V172L66 173L68 170V168H70L69 170H71V167L72 168H75L74 167V164L76 163V162H74L73 160H75V158L77 157V158H79L80 156H81V154H80V152H77V153H79L80 155H78V156H76V157H74L75 156V154L74 155H72L71 157H68V158H65V160H64V158H62L63 156H66V155H64L66 152H64V154L62 155V157L59 155V153H61V152H63V151H67V150H65V147L64 148H60V149H55L54 148V151H57V152H55L54 154H55V156H56V159H55V166H54V168L55 169H49V168H46V165H45V158H44V152L42 151V147H41V145H40V142L37 140V136L35 135V132L32 130V128L31 129H28L27 127V129L29 130V131H26L25 129H23L22 131L23 132H25L26 131V134H24L23 136L21 135V134H23V132L21 131V132H19V134H18V131L21 129V124L22 123H24V120H23V118H22V123L20 122L19 124H20V126H17L18 125V118H19V116L18 115H20L21 114V112H19L18 113V115L16 114L17 112H14V114H12V113H10V111L12 112V110H16L15 108H16V106L17 105H19V100H17V101H15L16 99V97L18 96H14L12 93H14V92H16V91H14V90H16L15 88L17 87V85L15 86V88L13 89V86L12 85H14V84H12V83H15V82H12V80L11 81H9L10 80V77H13V76H18V73H19V70H21V69H23V67L21 68L20 66H21V64L18 66V65H16L15 63H13V62H11L12 60L11 59H9V56L7 57V55H6ZM12 54V53H11ZM15 54V53H14ZM25 54H27V52H25ZM49 54V53H48ZM62 54V53H61ZM137 54H138V52H137ZM152 54V53H151ZM155 54H156V52H155ZM155 54L154 55H151V57L152 56H154L153 57V59H155ZM160 54V53H159ZM206 54H207V52H206ZM208 54V55H209ZM213 54V53H212ZM215 54H217V53H215ZM214 54V55H215ZM8 55H10V54H8ZM17 55V54H16ZM29 55V54H28ZM38 55V54H37ZM44 55V54H43ZM46 55V54H45ZM78 55V54H77ZM129 55V54H128ZM147 55H149V51H148V53L145 55V56H147ZM198 55H200V54H198ZM203 55H204V53H203ZM222 55H221V58H222ZM22 56H24V54H22ZM21 56V57H22ZM131 56V55H130ZM159 56V55H158ZM178 56V55H177ZM197 56V55H196ZM201 56V55H200ZM39 57V56H38ZM59 57H60V55H59ZM63 57V56H62ZM62 57H61V59H62ZM78 57V56H77ZM132 57V56H131ZM141 58H142V56H140ZM143 57H144V55H143ZM148 57H150V56H148ZM150 57V58H151ZM159 57H161V56H159ZM165 57V56H164ZM205 57H206V55L204 56V57H202L201 56V58L199 57V56H197V59H195L196 61H198V62H202L203 60H205ZM219 57H220V55H219ZM223 57H225L224 55H223ZM49 58V57H48ZM113 58H114V56H113ZM118 58V57H117ZM122 57H120V59H121ZM125 58V57H124ZM123 58V59H124ZM149 58V59H150ZM157 58V57H156ZM166 59L168 58L167 56L165 57ZM210 62H212V65H211V67H209L210 68V71H209V75H207L208 73H206V75L205 76H207L208 78H207V80L209 81H207L206 80V78H205V81H207L208 83H210L211 84V80H214V82H215V77H216V80H217V82L219 81V79H221V78H223L224 76L222 75V77L220 78V74H222L221 72L223 71L222 70V67H220V69H217L216 68V66H215V64H219L220 62H219V60H221L220 58H218V56H213V57H211L210 56ZM25 59H26V57H25ZM24 59V60H25ZM41 59H43V57L41 58ZM60 59V58H59ZM111 59V58H110ZM125 59H127V58H125ZM138 59V58H137ZM135 59V58H133V65H132V67H133V73L134 74H136V75H138V76H140V78L141 77H143V76H145L146 74H147V76H145V78L146 79H148L147 77H149V74H148V72L149 71H151V70H153V67L152 66H154L153 65V63H152V65H151V67H148L147 68V66H149V64L147 63L146 64V68L144 67V65L145 64H143L142 62V65L140 64V61L138 62V60H140V59ZM146 60V61H150V62H152V60ZM166 59H164V60H166ZM175 59V58H174ZM207 59V58H206ZM208 59H209V57H208ZM35 60V59H34ZM63 60V59H62ZM65 60V59H64ZM68 60V59H67ZM118 60V59H117ZM130 60V59H129ZM155 60H157V59H155ZM159 60V59H158ZM182 60V59H181ZM19 61V60H18ZM109 61V60H108ZM112 61V60H111ZM132 61V60H131ZM144 61V60H143ZM183 61V62H184ZM193 61V60H192ZM17 62V61H16ZM76 62V61H75ZM107 62V61H106ZM115 62V61H114ZM126 62V61H125ZM149 62V63H150ZM153 62H154V60H153ZM155 62H157V61H155ZM26 63V62H25ZM71 64L72 63H74V61L73 62H70ZM116 63V62H115ZM124 63V61L121 63V64H123ZM128 63V62H127ZM167 63V62H166ZM169 63V62H168ZM167 63V65H169ZM182 63V62H181ZM197 63V62H196ZM207 63V62H206ZM32 64V63H31ZM68 64V63H67ZM78 64V63H77ZM109 64H110V61H109ZM113 64V63H112ZM126 64V63H125ZM151 64V63H150ZM156 64V63H155ZM158 64H160V63H158ZM208 64H209V62H208ZM25 65V64H24ZM30 65V64H29ZM34 65V64H33ZM49 65V64H48ZM163 65V64H162ZM165 65V64H164ZM167 65H165V67L167 66ZM192 65V64H191ZM197 65L199 66V65H201V64H198L197 63ZM204 65H206V64H204ZM220 65H222V63H220L219 64V66ZM77 66H79V65H77ZM77 66H75V67H77ZM81 66V65H80ZM94 66V65H93ZM109 66V65H108ZM111 66H113V65H111ZM156 66V65H155ZM159 66V65H158ZM183 66V65H182ZM189 66H190V64H189ZM188 66V67H189ZM207 66H209V65H207ZM206 66V67H207ZM218 66V67H219ZM223 66V65H222ZM68 67V66H67ZM72 67H73V65H72ZM90 67V66H89ZM92 67V66H91ZM119 67H120V65H119ZM118 67V68H119ZM168 67V66H167ZM169 67H171V66H169ZM195 67H197L196 65H195ZM201 67V66H200ZM204 67V66H203ZM81 68V67H80ZM80 68H78V69H80ZM83 68V67H82ZM98 68V67H97ZM106 68V67H105ZM129 68H130V66H129ZM173 68V67H172ZM208 68V67H207ZM206 68V69H207ZM224 68H225V66H224ZM26 69V68H25ZM29 69H30V67H29ZM42 69V68H41ZM62 69H64V68H62ZM66 69V68H65ZM64 69V70H65ZM71 68H69V70H70ZM75 69V68H74ZM92 69H94V68H92ZM100 69V68H99ZM102 69H104V67L102 68ZM107 69H109V68H107ZM122 68H119V70H121ZM162 69V68H161ZM193 69V68H192ZM205 69V68H204ZM45 70V69H44ZM68 70V69H67ZM77 70V69H76ZM118 70V69H117ZM159 70V69H158ZM196 70V69H195ZM209 70V69H208ZM73 71V70H72ZM71 71V72H72ZM78 72H79V70H77ZM81 71V70H80ZM84 71V70H83ZM82 71V72H83ZM99 71V70H98ZM105 71V70H104ZM111 71V70H110ZM116 71V70H115ZM156 71V70H155ZM161 71V70H160ZM218 71H220V74L218 73ZM23 72H25V71H23ZM23 72H22V75H23ZM27 72V71H26ZM30 72H32V71H30ZM29 72V73H30ZM47 72V71H46ZM49 72H52V71H49ZM48 72V73H49ZM58 72V71H57ZM75 72V71H74ZM86 72V71H85ZM92 72V71H91ZM90 72V73H91ZM111 72H114V70H112ZM118 72V71H117ZM117 72H115V73H117ZM131 72H132V70H131ZM154 72V71H153ZM159 72V71H158ZM165 72V71H164ZM203 72H205V70L203 71ZM40 73V72H39ZM42 73H44V71L42 72ZM62 73H63V71H62ZM67 73V72H66ZM80 73V72H79ZM78 73V74H79ZM96 72H95V70H94V74H95ZM100 73V71L98 72V74L96 75V77H95V80L97 79V80H99V79H101L100 80V82H104V83H106V79L108 78V77H106V78H104L103 77V73L101 74H99ZM107 73V72H106ZM114 73V76L115 75H117V74H119V76H117L118 78L117 79H119V80H116L117 82H108V80H107V83L106 84H108V86H107V88H106V86H105V84H103V87H104V89H103V92L105 91V92H108V90L110 89V88H115V89H117L118 88V90L119 89H121V90H123L122 88H124L125 86V84H126V80H124V78H122V74H123V72H121V71H119V73H117V74H115ZM132 73V74H133ZM186 73V72H185ZM200 73V72H199ZM20 74V73H19ZM25 74V73H24ZM32 74H33V72H32ZM60 74H61V72H60ZM59 74V75H60ZM87 74V73H86ZM92 74V73H91ZM93 74V75H94ZM144 74V75H143ZM183 74H184V72H183ZM219 76H218V75ZM223 74H224V72H223ZM225 74H227L226 72H225ZM29 75V74H28ZM37 75V74H36ZM45 75V74H44ZM49 75V74H48ZM53 75V74H52ZM85 75V74H84ZM105 75V74H104ZM143 75V76H142ZM151 75H153V74H151ZM194 75H196V74H194ZM1 76V77H2ZM40 76V75H39ZM61 76V75H60ZM73 76H74V74H73ZM89 76H91L90 74H89ZM108 76V75H107ZM138 76H136V78L138 77ZM165 76V75H164ZM199 76H200V74H199ZM198 76V77H199ZM227 76V75H226ZM225 76V77H226ZM15 77H13V78H15ZM27 77H29V76H26L25 77V79L23 80V82H26L27 80H28V78ZM34 77V76H33ZM43 77V76H42ZM41 77V78H42ZM45 77V76H44ZM43 77V78H44ZM49 77V76H48ZM66 77V76H65ZM111 77H113V76H111ZM133 77H134V75H133ZM186 77V76H185ZM197 77V78H198ZM225 77H224V81H225ZM228 77V76H227ZM227 77H226V79H227ZM3 78H4V76H3ZM2 78V79H3ZM31 78V77H30ZM37 78V77H36ZM47 78V77H46ZM45 78V79H46ZM50 78V77H49ZM61 78H62V76H61ZM86 78V77H85ZM93 78V77H92ZM113 78H115V77H113ZM135 78V79H136ZM139 78V77H138ZM137 78V79H138ZM144 78V77H143ZM150 78V77H149ZM164 78V77H163ZM179 78V77H178ZM183 78V77H182ZM203 78V76L201 77V79ZM212 78H214V79H212ZM229 78H228V80H229ZM32 79V78H31ZM30 79V80H31ZM34 79V78H33ZM38 79V78H37ZM36 79V80H37ZM53 79V78H52ZM74 79V78H73ZM79 79V78H78ZM90 79V78H89ZM112 79V78H111ZM131 79V78H130ZM161 79V78H160ZM165 79V78H164ZM166 79H167V77H166ZM170 79V78H169ZM184 79V78H183ZM188 79V78H187ZM186 79V81L188 82V80ZM4 80V79H3ZM16 79H14L13 81H15ZM28 80L30 83L29 84H31L32 82H33V80ZM35 80V79H34ZM57 80V79H56ZM62 80H63V78H62ZM65 80V79H64ZM81 80V79H80ZM104 80V81H103ZM112 80H114V79H112ZM139 80V79H138ZM150 80V79H149ZM171 80V79H170ZM169 80V81H170ZM185 80V79H184ZM227 80V81H228ZM41 81V80H40ZM39 81V82H40ZM47 81V80H46ZM87 81V80H86ZM94 81V80H93ZM111 81V80H110ZM129 81V80H128ZM131 81L132 82H134L132 79H131ZM162 81V80H161ZM160 81V82H161ZM165 81H167V80H165ZM165 81H163V82H165ZM186 81H182V83L185 85L187 82ZM195 82H199V80L198 81H196V80H194ZM202 81V80H201ZM200 81V82H201ZM203 81H204V79H203ZM222 81H223V79H222ZM4 82H6V80H4ZM78 82H80L81 83V81H78ZM82 82H83V80H82ZM144 82H145V79H144ZM144 82H141V84H143ZM149 82V81H148ZM181 82V81H180ZM185 82V83H184ZM213 82V81H212ZM217 82H216V84H217ZM1 83V82H0ZM3 83V82H2ZM1 83V85L2 86H4L3 84ZM34 83V82H33ZM44 83V82H43ZM67 83V82H66ZM88 83V82H87ZM87 83H85L86 84V86H87ZM98 83H99V81H98ZM138 83V82H137ZM145 83H147V80H146V82ZM145 83H144V85H145ZM169 83V82H168ZM167 83V84H168ZM179 83V82H178ZM181 83V84H182ZM204 83V82H203ZM219 83L221 84V81H219ZM218 83V84H219ZM223 83V82H222ZM228 83V82H227ZM231 83V82H230ZM12 84V85H11ZM20 84H23V83H20ZM27 84H28V82H27ZM28 84V85H29ZM36 84V83H35ZM39 84V83H38ZM50 84V83H49ZM76 84H78V83H76ZM96 84V83H95ZM161 84H164V83H161ZM166 84V83H165ZM189 84V83H188ZM214 84V83H213ZM214 85V87L215 86H217V85ZM225 84H226V81H225ZM26 87H27V85L26 84H24ZM23 85V86H24ZM44 85V84H43ZM45 85H46V83H45ZM81 85V84H80ZM92 85H93V83H92ZM144 85L143 86H141V87H144ZM190 86H191V84H189ZM194 85V84H193ZM200 85V84H199ZM198 85V87H200ZM201 85H202V82H201ZM222 85V84H221ZM229 85V84H228ZM5 86H7V84L5 85ZM23 86L21 87V86H19L18 87V90H20V91H18V93L20 92H22V90H21V88H23ZM24 86V87H25ZM53 86V85H52ZM60 86V85H59ZM67 86V85H66ZM88 86H90V85H88ZM148 86V85H147ZM159 86H160V84H159ZM183 86V85H182ZM197 86V85H196ZM205 86H206V83H205ZM208 86V85H207ZM211 86V85H210ZM220 85H218L217 87H219ZM40 87V86H39ZM43 87V86H42ZM51 87V86H50ZM56 87V86H55ZM62 87V86H61ZM82 87V86H81ZM98 87V86H97ZM163 87V86H162ZM181 87V86H180ZM185 87V86H184ZM192 88H195V87H193V86H191ZM190 87V88H191ZM227 87H229V86H227ZM232 87H233V84H232ZM6 88V87H5ZM53 88V87H52ZM58 88V87H57ZM88 88V87H87ZM90 88V87H89ZM109 88V89H108ZM164 88V87H163ZM166 88V87H165ZM164 88V89H165ZM191 88V89H192ZM201 88V87H200ZM209 88V87H208ZM23 89H25V88H23ZM29 89V88H28ZM60 89V88H59ZM79 89V88H78ZM91 89V88H90ZM100 89V88H99ZM106 89H108V90H106ZM131 89V88H130ZM133 89V88H132ZM131 89V90H132ZM159 89V88H158ZM157 89V90H158ZM162 89V88H161ZM172 89V88H171ZM174 89H175V87H174ZM214 89V88H213ZM237 89V88H236ZM239 89V88H238ZM36 90V89H35ZM55 90V89H54ZM74 89L72 88V91H73ZM76 90V89H75ZM114 89H110V91H113ZM117 90V91H118ZM150 90H152V88L150 89ZM182 90V89H181ZM184 90H185V88H184ZM201 90V89H200ZM217 90V89H216ZM223 90V89H222ZM226 90V89H225ZM7 91H8V89H7ZM24 91V90H23ZM28 91V90H27ZM31 91V90H30ZM58 91V90H57ZM80 91V90H79ZM85 91H87V90H85ZM95 91V90H94ZM100 91V90H99ZM116 90H114V92H115ZM146 91H147V89H146ZM163 91V90H162ZM186 91H188L187 89H186ZM195 91H197V89L195 90ZM207 91V90H206ZM34 92V91H33ZM36 92V91H35ZM44 92V91H43ZM61 92V91H60ZM89 92H90V90H89ZM89 92H87V94L89 93ZM102 92V91H101ZM154 92V91H153ZM168 92V91H167ZM209 92V91H208ZM211 92V91H210ZM224 92V91H223ZM19 93V94H20ZM29 93V92H28ZM38 93H40V92H38ZM41 93H42V91H41ZM56 93V92H55ZM63 93V92H62ZM78 93V92H77ZM77 93H76V95H77ZM92 93V92H91ZM94 93V92H93ZM99 93V92H98ZM108 93H110V92H108ZM112 93V92H111ZM121 93V92H120ZM145 93H148L149 94V92H145ZM155 93H157V91L155 92ZM155 93H153L154 95H155ZM159 93H160V90H159ZM171 93V92H170ZM181 92H179V94H180ZM191 93V92H190ZM13 95V98L15 99V100H12V98H8V95ZM15 94H17V92L15 93ZM58 94V93H57ZM61 94V93H60ZM83 95H84V93H82ZM102 94V93H101ZM104 94V93H103ZM102 94V95H103ZM117 94V93H116ZM122 94V93H121ZM163 94V93H162ZM169 94V93H168ZM178 94V93H177ZM182 94V93H181ZM183 94H185V93H183ZM189 94V93H188ZM198 94V93H197ZM199 94H200V92H199ZM21 95H24V93L22 94L21 93ZM20 95V96H21ZM27 95V94H26ZM30 95V94H29ZM38 95H40V94H38ZM37 95V96H38ZM42 95V94H41ZM53 95V94H52ZM80 95H81V92H80ZM94 95V94H93ZM120 95V94H119ZM124 95V94H123ZM145 95H147V94H145ZM144 95V96H145ZM159 95V94H158ZM170 95V94H169ZM187 95V94H186ZM210 95V94H209ZM214 95V94H213ZM220 95H221V93H220ZM224 95V94H223ZM36 96V97H37ZM60 96H62V95H59V98L60 99H62ZM79 96V95H78ZM91 96V95H90ZM153 96V95H152ZM152 96H149V99H150V97H152ZM181 96V95H180ZM200 96V95H199ZM198 96V97H199ZM215 96L216 97H218L217 95H216V91H215ZM215 96H213L214 98H215V100L214 101H216L217 99H216V97ZM222 96V95H221ZM64 97V96H63ZM80 97V96H79ZM102 97V96H101ZM112 97V96H111ZM183 97H185V96H183ZM202 97V96H201ZM206 97V96H205ZM212 97V98H213ZM220 97V96H219ZM25 98V97H24ZM28 98V97H27ZM26 98V99H27ZM45 98V97H44ZM49 98V97H48ZM76 98H78V97H76ZM81 98V97H80ZM114 98H115V96H114ZM118 98V96H116V99ZM120 100L119 99H117L119 102H123L122 101V97H121V95H120ZM145 98V97H144ZM159 98V97H158ZM176 98H178V97H176ZM187 98V97H186ZM213 98V99H214ZM223 98V97H222ZM21 99H23V98H21ZM21 99H20V101H21ZM30 99V98H29ZM34 99H35V97H34ZM53 99V98H52ZM79 99V98H78ZM106 99V98H105ZM115 99V100H116ZM123 99H124V97H123ZM148 99V98H147ZM155 99V98H154ZM172 99V98H171ZM200 99V98H199ZM212 99V100H213ZM11 100L13 101V102H11ZM31 100V99H30ZM36 100V99H35ZM58 100V99H57ZM77 100V99H76ZM98 100V99H97ZM96 100V101H97ZM107 100V99H106ZM141 100V99H140ZM170 100V99H169ZM168 100V101H169ZM173 100V99H172ZM196 100H197V98H196ZM202 100V99H201ZM210 100V99H209ZM228 100V99H227ZM233 100H232V102H233ZM23 101V100H22ZM32 101V100H31ZM31 101H30V103H31ZM38 101V100H37ZM37 101H35V102H37ZM68 101V100H67ZM92 101H93V98H92ZM99 101V100H98ZM98 101H97V103H98ZM105 101V100H104ZM112 101V99L110 100V102ZM114 101V100H113ZM118 101H116V102H118ZM142 101H143V99H142ZM152 101V100H151ZM176 101V100H175ZM199 101V100H198ZM207 101V100H206ZM213 101V102H214ZM217 101H219V100H217ZM24 102V101H23ZM27 102H28V100H27ZM40 102V101H39ZM85 102V101H84ZM103 102V101H102ZM108 102V101H107ZM155 102H157V97H156V101ZM159 102V101H158ZM163 102H164V100H163ZM170 102V101H169ZM260 102V103H259ZM21 103V102H20ZM26 103V102H25ZM46 103V102H45ZM55 103V102H54ZM53 103V104H54ZM65 103V102H64ZM67 103V102H66ZM69 103H71V102H69ZM91 103V102H90ZM99 103H100V101H99ZM126 103V102H125ZM146 103V102H145ZM148 103V102H147ZM152 103V102H151ZM165 103V102H164ZM186 104H187V101L185 102ZM212 103V102H211ZM217 103V102H216ZM32 104V103H31ZM31 104H30V107H31ZM63 104V103H62ZM68 104V103H67ZM73 104H74V102H73ZM85 104V103H84ZM107 104V103H106ZM184 104V103H183ZM194 104V103H193ZM200 104V103H199ZM218 104V103H217ZM229 104V103H228ZM227 104V105H228ZM7 105L9 106V107H7ZM21 105V104H20ZM28 104H26V106H27ZM56 105V104H55ZM65 105V104H64ZM70 105V104H69ZM78 105V104H77ZM82 105V104H81ZM112 105V104H111ZM158 105V104H157ZM164 105V104H163ZM163 105H162V107H163ZM167 105V104H166ZM168 105H170V104H168ZM172 105H174V103L172 104ZM177 105V104H176ZM195 105H196V102H195ZM214 105H215V103H214ZM223 105V104H222ZM230 105H231V103H230ZM229 105V106H230ZM5 106H6V108H5ZM40 106H41V104H40ZM39 106V107H40ZM50 106H52V105H49V109H50ZM59 106V105H58ZM57 106V107H58ZM63 106V105H62ZM97 106V105H96ZM95 106V107H96ZM104 106V105H103ZM127 106V105H126ZM148 106V105H147ZM146 106V107H147ZM179 105H177V107H178ZM187 106V105H186ZM30 107H28V108H30ZM42 107V106H41ZM46 107V106H45ZM54 107V106H53ZM66 107H67V105H66ZM70 107V106H69ZM77 107V106H76ZM83 107H85V106H83ZM90 107V106H89ZM116 107H117V105H116ZM123 106H121V108H122ZM125 107V106H124ZM130 107V106H129ZM135 107V106H134ZM172 107V106H171ZM194 107V106H193ZM232 108H234V106L232 105L231 106ZM230 107V108H231ZM235 107V108H236ZM3 108V109H2ZM18 108H19V106H18ZM17 108V109H18ZM21 108L23 109V107L21 106ZM38 108V107H37ZM62 108V107H61ZM65 108V107H64ZM63 108V109H64ZM86 108V107H85ZM88 108V107H87ZM92 108V107H91ZM136 108L137 107H135V108H132L131 110H130V108H129V110H130V112H129V116L128 117H133V118H135L134 116L136 115ZM174 108V107H173ZM2 109V110H1ZM10 110L9 111V113L11 114V115H8V117H6L7 115H2L3 113H5V112H7V111H5V112H2L3 110ZM25 109H27V108H25ZM42 109V108H41ZM62 109V110H63ZM70 109V108H69ZM78 109V108H77ZM80 109V108H79ZM82 109V108H81ZM80 109V112H82V110ZM90 109V108H89ZM101 109H102V107H101ZM109 109V108H108ZM119 109V108H118ZM138 109V108H137ZM146 109V108H145ZM162 109V108H161ZM165 109V108H164ZM178 109V108H177ZM187 109V108H186ZM216 109V108H215ZM227 109V108H226ZM19 110V109H18ZM21 110V109H20ZM29 110V109H28ZM36 110H38V109H36ZM59 110V109H58ZM74 110V109H73ZM88 110V109H87ZM95 110V109H94ZM116 110V109H115ZM119 110H121V109H119ZM141 110V109H140ZM160 110V109H159ZM176 109H174V111H175ZM223 110H224V107H223ZM233 110V109H232ZM22 111V110H21ZM32 111V110H31ZM34 111V110H33ZM75 111V110H74ZM100 111H102V110H100ZM123 111V110H122ZM146 111V110H145ZM167 110H165V112H166ZM171 111V110H170ZM225 111V110H224ZM234 111H236L235 109L233 110V112ZM264 111V110H263ZM262 111V112H263ZM57 112V111H56ZM61 112V111H60ZM67 112V111H66ZM79 112V111H78ZM87 112V111H86ZM91 112V111H90ZM94 112V111H93ZM111 112H114V111H111ZM120 112V111H119ZM143 112V111H142ZM157 112V111H156ZM177 112H178V110H177ZM186 112V111H185ZM226 112V111H225ZM259 112V111H258ZM49 113V112H48ZM53 113V112H52ZM51 113V114H52ZM63 113H64V111H63ZM72 113V112H71ZM84 113V112H83ZM102 113H103V111H102ZM108 113V112H107ZM116 113V112H115ZM153 113L154 112H152L151 110H148L147 109V112L145 113L146 114V117L147 118H149L150 119V117L153 115ZM158 113V112H157ZM160 113V112H159ZM161 113H162V110H161ZM164 113V112H163ZM220 113H221V111H220ZM236 113H239V112H236ZM22 114H24V112L22 113ZM34 114H35V112H34ZM33 114V115H34ZM38 114H39V112H38ZM41 114V113H40ZM45 114V113H44ZM58 114V113H57ZM57 114H55V115H57ZM73 114V113H72ZM71 114V116H72V118H74L75 120L77 119V117L75 118V117H73V115ZM85 114V113H84ZM87 114V113H86ZM126 114V113H125ZM144 114V115H145ZM156 114V113H155ZM180 114H181V112H180ZM37 114H35V116H36ZM43 115V114H42ZM55 115H54V117H55ZM69 115V114H68ZM77 115V114H76ZM75 115V116H76ZM78 115H80V117H81V114H78ZM77 115V116H78ZM83 115V114H82ZM88 115V114H87ZM86 115V116H87ZM108 115V114H107ZM115 115V114H114ZM159 115H161V114H159ZM158 115V116H159ZM167 115V114H166ZM174 115V114H173ZM231 115V114H230ZM233 116H234V114H232ZM52 117H53V115H51ZM71 116H70V118H71ZM137 116V115H136ZM172 116V115H171ZM226 116V115H225ZM224 116V117H225ZM241 116V115H240ZM256 116H262L261 117V119H258V120H256ZM26 117V116H25ZM33 117V116H32ZM41 117H43V116H41ZM46 117H48L47 116V114H46ZM45 117V118H46ZM60 116H59V114H58V117L57 118H59ZM66 117V116H65ZM82 117H84V116H82ZM34 118V117H33ZM70 118H67V119H69L70 120ZM154 118H155V116H154ZM165 118H166V116H165ZM168 118V117H167ZM233 118V117H232ZM238 118V117H237ZM24 119H26V118H24ZM35 119V118H34ZM40 119H42V118H40ZM48 119H51V118H47V120ZM55 118H53V120H54ZM60 119V118H59ZM115 119V118H114ZM126 119V118H125ZM164 119V118H163ZM230 119V118H229ZM28 120V119H27ZM43 120V119H42ZM52 120V121H53ZM63 120V119H62ZM75 120H74V123H75ZM136 120V119H135ZM150 120H154V119H150ZM170 120V119H169ZM228 120V119H227ZM238 120V119H237ZM261 120H263L262 121V125H260L259 126V121L261 122ZM28 121H30V120H28ZM28 121H26V122H28ZM32 121V120H31ZM41 121V120H40ZM45 120H43V122H44ZM51 121V120H50ZM55 121V120H54ZM59 121V120H58ZM70 121H72V120H70ZM77 121V120H76ZM149 121V120H148ZM232 121V120H231ZM234 121V120H233ZM25 122V123H26ZM42 122V123H43ZM61 123H62V125H63V123L65 122H62V121H60ZM68 122V121H67ZM67 122H66V124H67ZM86 122V121H85ZM211 122V121H210ZM230 122V121H229ZM57 123V121H55V123H54V125ZM69 123V122H68ZM146 123V122H145ZM204 123H205V121H204ZM216 123V122H215ZM225 123H227V122H225ZM233 123V122H232ZM235 123V122H234ZM29 124H31L30 122H29ZM65 124V123H64ZM73 124V123H72ZM133 124V123H132ZM149 124V123H148ZM147 124V125H148ZM209 124V123H208ZM231 124V123H230ZM33 125H34V122H33ZM48 125V124H47ZM49 125H50V123H49ZM52 125V124H51ZM54 125H52V126H54ZM59 125V124H58ZM58 125L56 126V128L58 127ZM61 125V124H60ZM59 125V126H60ZM79 125V124H78ZM84 125V124H83ZM119 125V124H118ZM117 125V126H118ZM125 125H126V123H125ZM134 125V124H133ZM224 125V124H223ZM27 126V125H26ZM29 126V125H28ZM39 126H41L40 124H39ZM51 126V127H52ZM73 126V125H72ZM120 126V125H119ZM138 126V125H137ZM136 126V127H137ZM149 126V125H148ZM206 126H207V124H206ZM209 126V125H208ZM228 126V125H227ZM17 127V128H16ZM18 127H20V129L18 128ZM47 127V126H46ZM55 127V126H54ZM75 127V126H74ZM74 127H71V128H74ZM78 127H80V126H78ZM121 128H122V126H120ZM119 127V128H120ZM135 127V126H134ZM144 127V126H143ZM216 127V126H215ZM218 127V126H217ZM30 128V127H29ZM45 128V127H44ZM48 129L50 128V127H47ZM64 128V127H63ZM85 128H87V126L85 127ZM84 128V129H85ZM98 128V127H97ZM161 128V127H160ZM202 128V127H201ZM204 128V127H203ZM211 128V127H210ZM226 128V127H225ZM53 130H55V128H52ZM60 129V128H59ZM69 130H71L70 128H68ZM79 129V128H78ZM83 129V131L82 132H85V130ZM178 129V128H177ZM199 129H200V127H199ZM211 129H213V128H211ZM217 130H218V128H216ZM220 129V128H219ZM221 129H222V127H221ZM45 130V129H44ZM51 130V129H50ZM49 130V132H51ZM57 130V129H56ZM137 130V129H136ZM140 130V129H139ZM155 130V129H154ZM159 130V129H158ZM201 130V129H200ZM214 130V129H213ZM223 130V129H222ZM58 131H60V130H58ZM57 131V132H58ZM63 131V130H62ZM65 131V130H64ZM66 131H68L67 129H66ZM80 131V132H81ZM89 131H92V130H89ZM88 131V132H89ZM105 131H107V129L105 130ZM115 131H116V129H115ZM115 131H113L112 130V132L111 131H107L108 133L107 134H105L106 136H108L110 133V135H112ZM118 131H119V129H118ZM117 131V132H118ZM205 131V130H204ZM215 131V130H214ZM224 131V130H223ZM49 132H48V134H49ZM69 132V131H68ZM79 131H77L76 133H78ZM79 132V134H80V137H81V133ZM87 132V131H86ZM104 132V131H103ZM102 132V133H103ZM152 132H153V130H152ZM154 132H156V131H154ZM194 132V131H193ZM201 132V131H200ZM199 132V133H200ZM206 132V131H205ZM21 133V134H20ZM53 133H54V131H53ZM70 133V132H69ZM69 133H63L62 134V132H61V134L62 135H58L60 138H64V137H67V135H68V137H70L71 135H74L73 133H71V134H69ZM75 133V134H76ZM95 133V132H94ZM94 133H92V134H94ZM211 133H212V131H211ZM221 132H219V134H220ZM226 133V132H225ZM91 134V135H92ZM152 134V133H151ZM165 134V133H164ZM194 134V133H193ZM217 134V133H216ZM57 135V134H56ZM63 135H65V136H63ZM97 135V136H96ZM104 133L103 134H97V133H95L94 134V140L96 141V142H100V141H102L103 140V138H104ZM149 135V134H148ZM199 135V134H198ZM196 136V137H194L193 139L194 140H192V141H190V142H188L189 143V145H191L193 148H195V149H198L199 151H201V153H203V154H205V153H207L209 150H211L212 152H215L216 150H218L219 148H217L218 146H222V145H219V141H218V138H220V137H218L217 139H215L214 138V136L215 135H213L210 139H215L216 140V142H215V144H213V143H211L210 142V139H206L205 138V136H202L201 134L199 135V136ZM210 135V134H209ZM57 136V137H58ZM75 136V135H74ZM82 136H83V134H82ZM84 136H85V134H84ZM84 136H83V138H84ZM86 136H88L87 134H86ZM156 136V135H155ZM207 136V135H206ZM68 137L67 138H65V139H67L66 141H68L69 142V140H68ZM73 137V136H72ZM72 137H70V138H72ZM78 137V136H77ZM76 137V138H77ZM80 137H78L80 140L82 139V137L80 138ZM120 132H118L117 133V136H116V139L114 140L115 141V144L118 142V139H119V141H120ZM208 137V136H207ZM87 138V137H86ZM96 138V139H95ZM113 138H112V142H113ZM158 138V137H157ZM182 138V137H181ZM59 139V138H58ZM153 139H156V138H153ZM221 139H223V138H221ZM55 140V139H54ZM63 140V139H62ZM79 140V141H80ZM87 140V139H86ZM90 140V139H89ZM89 140H87V142L89 141ZM91 140H92V137H91ZM110 140H111V137H110ZM152 140V139H151ZM157 140V139H156ZM167 140H169V139H167ZM173 140V139H172ZM214 140V141H215ZM220 140V139H219ZM65 141V140H64ZM65 141V142H66ZM72 141H74L73 139H72ZM76 141V140H75ZM85 141V140H84ZM95 141L93 142V141H91V142H93V143H91V145H88L87 146V144L85 145V147L87 146V148H85V149H83L84 151H86V152H84V153H86V155H84V157L85 156H87L88 157V153L89 152H91L92 151V144H94L95 145ZM170 141H171V139H170ZM183 141H184V138H183ZM212 141V140H211ZM58 142H60V141H58ZM77 142V141H76ZM221 142V141H220ZM10 144V149H8L7 148V146H6V144ZM70 143V145H71V142H69ZM69 143L67 144V142H66V144L65 145H67V148H71V146H69ZM146 143V142H145ZM154 143V142H153ZM170 143V142H169ZM168 143V144H169ZM174 143V142H173ZM176 143V142H175ZM184 143V142H183ZM187 142L185 141V144H186ZM240 143V144H239ZM8 144V145H9ZM59 143H57V145H58ZM63 143H62V145H64ZM76 144V143H75ZM74 144V145H75ZM90 144V143H89ZM101 144V143H100ZM148 144V143H147ZM150 144V143H149ZM152 144V143H151ZM158 144V143H157ZM163 144V143H162ZM220 144H222V143H220ZM237 144H239V145H241V147L239 148V145L237 146ZM21 145H23V146H21ZM50 145H52V143L50 144ZM64 145V146H65ZM84 145V144H83ZM164 145H166V144H164ZM163 145V146H164ZM170 145V144H169ZM182 145H184V144H182ZM61 145H59L58 147H60ZM69 146V147H68ZM73 146V145H72ZM77 146V145H76ZM96 146V145H95ZM118 146H119V144H118ZM147 146V145H146ZM171 146V145H170ZM176 146V145H175ZM81 147V146H80ZM109 147V146H108ZM107 147V148H108ZM111 147V146H110ZM127 147V146H126ZM133 147V146H132ZM145 147V146H144ZM185 147V146H184ZM66 148V149H67ZM75 148V147H74ZM74 148H72L71 149V151H75L74 150ZM79 148V147H78ZM78 148L76 149V150H78ZM99 148V147H98ZM112 148V147H111ZM152 148V147H151ZM150 148V149H151ZM154 148V147H153ZM163 148V147H162ZM175 148V147H174ZM182 148H183V146H182ZM187 148V147H186ZM236 148L238 149V150H236ZM93 149H95V148H93ZM101 149V148H100ZM108 149H110V148H108ZM147 150H148V148H146ZM221 149V148H220ZM70 150V149H69ZM79 150H81V149H79ZM78 150V151H79ZM96 150V149H95ZM168 150V149H167ZM97 152H100L98 149L96 150ZM110 150H108V152H109ZM134 151V150H133ZM136 151V150H135ZM160 151V150H159ZM184 151V150H183ZM59 152V153H58ZM76 152V151H75ZM88 152V153H87ZM144 152V151H143ZM142 152V153H143ZM158 152V151H157ZM195 152H197V151H195ZM195 152H194V155H195ZM70 153V152H69ZM92 153V152H91ZM93 153H95V152H93ZM133 153V152H132ZM155 153V152H154ZM209 153H210V151H209ZM73 154V153H72ZM90 154V153H89ZM131 154V153H130ZM161 154V153H160ZM175 154V153H174ZM184 154V153H183ZM211 154V153H210ZM226 154V153H225ZM69 155V154H68ZM82 155H83V151H82ZM98 155V154H97ZM104 155V154H103ZM128 155V154H127ZM198 155H199V153H198ZM54 156V157H55ZM93 155L91 154V157H90V155H89V157H88V159H90L91 158V160H94V158L95 157H97V156H94V158L92 157ZM99 156V155H98ZM117 156V155H116ZM118 156H119V154H118ZM149 156V155H148ZM153 156V155H152ZM151 156V157H152ZM160 156H162V154L160 155ZM201 156V155H200ZM82 157V156H81ZM84 157H82V158H84ZM125 157V156H124ZM175 157V156H174ZM202 157V156H201ZM200 157V158H201ZM228 157V156H227ZM76 158V159H77ZM86 158V157H85ZM106 158V157H105ZM126 158V157H125ZM131 158V157H130ZM199 158V157H198ZM224 158V157H223ZM63 159V160H62ZM98 158H96V160H97ZM149 159V158H148ZM147 159V160H148ZM153 159H154V156H153ZM229 159V158H228ZM53 160H54V158H53ZM78 160V159H77ZM79 160H81V158L79 159ZM78 160V161H79ZM106 160V159H105ZM113 160V159H112ZM125 160V159H124ZM124 160H123V162H124ZM128 160V159H127ZM74 162V164H73V162ZM76 161V160H75ZM87 161H89V160H87ZM115 161V160H114ZM155 161V160H154ZM153 161V162H154ZM213 161V160H212ZM229 161V160H228ZM66 162V163H65ZM91 162V161H90ZM96 162V161H95ZM107 162V161H106ZM105 161H104V165H105V163H106ZM123 162H120V163H123ZM151 162V161H150ZM183 162V161H182ZM84 163V162H83ZM89 163V162H88ZM87 163V164H88ZM115 163V162H114ZM118 163V162H117ZM116 163V164H117ZM132 163V162H131ZM149 163V162H148ZM147 163V164H148ZM211 163V162H210ZM215 163H216V161H215ZM227 163V162H226ZM229 163V162H228ZM78 164V163H77ZM85 164V163H84ZM87 164H86V166H87ZM94 164V163H93ZM96 164V163H95ZM103 164V163H102ZM181 164V163H180ZM195 164V163H194ZM212 164H214V163H212ZM212 164H210V165H212ZM16 165H18V167L19 168H21L22 170H23V173L24 174H27L29 177H31V178H33L32 179V182L30 181V182H27V183H30V184H26V183H23L22 182V180H21V177H20V175L16 172ZM80 165V164H79ZM82 165V164H81ZM90 165V164H89ZM106 165H107V163H106ZM163 165V164H162ZM182 165V164H181ZM191 165V164H190ZM209 165V166H210ZM225 165V164H224ZM227 165V164H226ZM76 167H78L77 165H75ZM85 166V167H86ZM92 163H91V165H90V171L87 173V174H89V179L92 181L91 183H93V185L91 186V187H87L88 189L86 190L85 189V186H84V179H83V181L82 180H80L81 178H80V174H79V176L77 175V173H76V175L80 178L79 179V182H81V183H79V188H77V189H80L81 188V190L83 191V192H85L84 194H86V195H84L85 197H89V195L90 194H93L94 196H96L97 194L99 195V190H98V187H96L95 188V186H97V184H98V179H97V176H99L98 175V173L95 171L96 170V168H94V166H93V168H92ZM149 166H150V164H149ZM177 166V165H176ZM183 166V165H182ZM182 166L180 167V165H179V167L180 168H182ZM195 166V165H194ZM104 167V166H103ZM146 167V166H145ZM158 167V166H157ZM178 167V168H179ZM208 167V166H207ZM225 167V166H224ZM80 168V169H79ZM79 168L78 169H76L77 171H81V169L83 168V166H82V168H81V166H79ZM98 168V167H97ZM156 168V167H155ZM161 168V167H160ZM174 168H177V167H175L174 166ZM227 168V167H226ZM64 169H66V170H64ZM149 169V168H148ZM150 169H152V168H150ZM61 170H63V171H61ZM82 170H84V171H86L84 168L82 169ZM153 170V169H152ZM177 170V169H176ZM51 171H53V174H52V172ZM72 171V173H73V170H71ZM102 171V170H101ZM100 171V172H101ZM250 171V172H249ZM70 172V171H69ZM74 172H76V171H74ZM82 172V171H81ZM80 172V173H81ZM148 172V171H147ZM146 172V173H147ZM149 172H151V171H149ZM148 172V173H149ZM153 172V171H152ZM151 172V176H150V173L148 174L150 177H152V179L151 180H153V181H151L153 184V186L150 184V186H149V188H151L150 189V191L148 190V192L147 191H145V192H147V195H146V193L144 192V194L146 195V197H148V196H150V194L152 193V191H154V189H155V187H154V185H156V183L158 182V181H164V179H165V177H164V175H166V174H163L161 171H156V172H153L152 173ZM164 172V171H163ZM178 172H181V170H177V171H173V173H171V176H174L175 174H178ZM68 173V172H67ZM79 173V172H78ZM169 173H170V171H169ZM183 173V172H182ZM63 174H64V176H63ZM75 174V173H74ZM81 174H83V173H81ZM86 174V173H85ZM97 174V175H96ZM260 174H256V175H260ZM50 175V174H49ZM68 175V174H67ZM67 175H66V177H67ZM69 175H70V173H69ZM84 175V174H83ZM83 175H81V176H83ZM147 175V176H148ZM169 175V174H168ZM77 176H75V178H77ZM87 176V175H86ZM147 176H146V178H147ZM170 176V175H169ZM50 177V176H49ZM48 177V178H49ZM150 177H149V180H150ZM47 178V179H48ZM52 178V177H51ZM73 178H74V175H73ZM83 178V177H82ZM85 178V177H84ZM105 178V177H104ZM145 178V177H144ZM145 178V179H146ZM215 178V177H214ZM217 178V177H216ZM53 178H52V180H54ZM55 179V180H56ZM78 179V178H77ZM76 179V180H77ZM148 179V178H147ZM27 180H29V178H27ZM51 180V181H52ZM61 180V179H60ZM60 180H59V182H60ZM68 180V179H67ZM71 180V179H70ZM73 180V179H72ZM71 180V181H72ZM75 180V179H74ZM100 180V179H99ZM49 181H50V178H49ZM49 181H48V184H49V186H50V184L53 182V184L54 183H56V182H58V180H56L55 182L54 181H52V182H50L49 183ZM67 181V183L68 182H70V183H72V185L74 184V181ZM78 181V180H77ZM76 181V183H78ZM148 181V180H147ZM198 181V180H197ZM196 181V182H197ZM62 182V181H61ZM89 182V181H88ZM184 182H185V180H184ZM65 183H66V180H65ZM75 183V184H76ZM105 183V182H104ZM145 183V182H144ZM181 183V182H180ZM39 185L41 184V183H38ZM63 184V183H62ZM61 184V185H62ZM69 184V183H68ZM74 184V185H75ZM86 184V183H85ZM88 184V183H87ZM148 184H149V181H148ZM148 184H146V185H148ZM186 184V183H185ZM29 185V186H28ZM67 185V184H66ZM78 185V184H77ZM99 185V184H98ZM181 185V184H180ZM191 185V184H190ZM35 186H36V184H35ZM48 186V185H47ZM47 186H45V183H44V186H43V190L44 191H46L45 189H49V186L47 187ZM70 186V185H69ZM87 186V185H86ZM88 186H89V184H88ZM104 186V185H103ZM143 186V185H142ZM153 187V189H152V187ZM182 186H184V183H183V185ZM200 186V185H199ZM226 186V187H225ZM47 187V188H46ZM51 187V186H50ZM53 187V186H52ZM57 187V186H56ZM56 187H55V189H56ZM61 187V186H60ZM65 187V186H64ZM67 187V189H69L68 191H70L71 189L70 188H68V185L66 186ZM65 187V188H66ZM75 187V186H74ZM78 187V186H77ZM147 187V186H146ZM145 187V188H146ZM178 187V186H177ZM185 187V186H184ZM54 188V187H53ZM65 188H63V189H65ZM148 188V187H147ZM179 188V187H178ZM191 188V187H190ZM38 189H39V191H41L42 190V188H40V187H38ZM58 189H60L59 187H58ZM102 189V188H101ZM176 189V188H175ZM180 189V188H179ZM178 189V190H179ZM182 189V188H181ZM53 190V189H52ZM98 190V191H97ZM147 190V189H146ZM183 190V189H182ZM225 190V191H224ZM56 191V190H55ZM58 191H60V190H58ZM67 191V190H66ZM57 192V191H56ZM102 192V191H101ZM188 193H189V191H187ZM41 194L43 193L44 195H42L43 197H45V195H49V193H48V191H46V193H48V194H45V192H40ZM63 194H64V192H62ZM70 193V192H69ZM78 193V192H77ZM77 193L75 194V196H70V200H71V197H72V201H70V202H72L71 204H63L64 205V210H62L61 212L60 211H58V212H60V213H58L57 215H56V213L57 212H53V213H55V215H56V221H55V218L53 219L54 221H55V227H54V232H53V234H51L52 235V237H51V235H50V237L49 238H51V239H54L58 234H61V233H63L64 234V236H65V234H67L66 232L64 233V231H67V226H66V224L67 223H69V222H71V220H70V218L72 217L71 215L72 214H74L73 213V211L74 212H76V210L74 209L75 207L77 208L80 204H81V199L82 198H84V196H82V192H80L81 194H79V195H77ZM192 193V192H191ZM40 194V195H41ZM52 194H54V193H52ZM57 194H58V192H57ZM61 194V193H60ZM77 195V196H76ZM106 195V194H105ZM104 195V196H105ZM37 196H39V193H38V195ZM54 196H55V194H54ZM62 196V195H61ZM60 196V197H61ZM94 196H92L91 195V197H94ZM100 196V195H99ZM47 197V200H48V197L49 196H46ZM46 197H45V199H46ZM52 197L53 196H51L50 197V199H52ZM42 198V197H41ZM40 198V199H41ZM57 198H58V196H57ZM56 198V202L55 203H58L57 202V199ZM105 198V197H104ZM183 198V197H182ZM197 198V197H196ZM63 199V198H62ZM89 199V198H88ZM96 199V198H95ZM187 199V198H186ZM30 200L31 201H34L35 203H31L30 202ZM36 200V201H37ZM42 200H44V199H42ZM65 200V199H64ZM184 200V199H183ZM27 201H28V203L30 202V204L28 205L27 204ZM39 201L40 200H38L37 202H38V204H40V205H42L41 203H39ZM45 201V200H44ZM49 201H51V200H49ZM91 201V200H90ZM193 201V200H192ZM41 202V201H40ZM43 202V201H42ZM65 202V201H64ZM88 201H86V203H87ZM204 202V201H203ZM50 203V202H49ZM66 203V202H65ZM89 203V202H88ZM94 203V202H93ZM100 203V202H99ZM102 203V202H101ZM110 203V202H109ZM195 203V202H194ZM208 203V204H209ZM46 204V205H47ZM84 204V203H83ZM201 204V203H200ZM199 204V205H200ZM59 205H62V204H60L59 203ZM197 205V204H196ZM198 205V206H199ZM203 205V204H202ZM53 206V207H52ZM55 206V207H54ZM85 206V205H84ZM92 206H93V204H92ZM92 206H90V207H92ZM95 206V205H94ZM100 206H101V204H100ZM99 206V207H100ZM5 207V208H4ZM39 207V208H38ZM66 207V208H65ZM83 207V206H82ZM103 207V206H102ZM110 207V206H109ZM50 208H51V210H50ZM60 208V207H59ZM195 208H197V207H195ZM238 208V207H237ZM19 209V210H18ZM53 209V210H52ZM82 209V208H81ZM97 209H98V207H97ZM55 210H56V208H55ZM79 210V209H78ZM214 210V209H213ZM238 210H239V208H238ZM48 211V210H47ZM48 211V212H49ZM79 211H81V210H79ZM92 211H93V209L90 211L91 213H92ZM95 211V210H94ZM93 211V212H94ZM160 211V210H159ZM163 211V214L162 215H164L165 216V212H164V210H162ZM195 211V210H194ZM50 212V214H52ZM89 212V211H88ZM104 212V211H103ZM109 212V211H108ZM240 212H241V214H240ZM37 213V212H36ZM45 213V214H44ZM79 212H77V214L75 213V216L76 215H79L78 214ZM83 213V212H82ZM87 213V212H86ZM85 213V215H87L88 216V214H86ZM90 213V214H91ZM157 213H159V212H157ZM161 213V212H160ZM49 214V215H50ZM99 214V213H98ZM117 214V213H116ZM171 214V213H170ZM235 214V213H234ZM38 215V214H37ZM37 215H35L36 216V218H33L32 220L33 221H35V219H37L38 218V216ZM54 215V216H55ZM150 215H151V213H150ZM214 215V214H213ZM222 215V214H221ZM35 216H33V217H35ZM75 216L73 215V217H74V219H75ZM82 216V215H81ZM92 216V215H91ZM103 216V215H102ZM167 216V215H166ZM219 216V215H218ZM90 217V216H89ZM96 217H98V216H96ZM104 217V216H103ZM127 217V216H126ZM159 217H161V215L159 216ZM30 218V217H29ZM32 218V217H31ZM50 218H52V216L50 217ZM91 218V217H90ZM154 218V217H153ZM162 218H163V216H162ZM216 218V217H215ZM221 218V217H220ZM230 218V217H229ZM229 218H228V220H229ZM23 219V220H24ZM77 219V218H76ZM75 219V220H76ZM80 219V218H79ZM79 219H78V221H79ZM99 219V218H98ZM122 219H124V218H122ZM160 219V218H159ZM185 219H186V217H185ZM31 220V219H30ZM29 220V221H30ZM74 220V221H75ZM82 220H84L83 219V217H82ZM91 220H92V218H91ZM29 221H27V224L29 223ZM32 221V222H33ZM37 221H39L38 219H37ZM94 221V220H93ZM103 221V220H102ZM119 221H122L123 222V220H119V218L117 219L116 218V222H119ZM126 221V220H125ZM226 221V220H225ZM261 221V226H260V224H258L259 226L257 227V222H260ZM14 222V221H13ZM25 222V221H24ZM32 222H30L31 224H32ZM41 222V221H40ZM43 222V221H42ZM41 222V223H42ZM48 222V221H47ZM95 222V221H94ZM108 222V221H107ZM127 222V221H126ZM156 222H158V221H156ZM173 222V221H172ZM222 222V221H221ZM18 223H19V225H20V221H18ZM21 223H23V222H21ZM36 223V221L34 222V224ZM37 223H39V222H37ZM74 223V222H73ZM110 223H114V222H111L110 221ZM121 223V222H120ZM125 223V222H124ZM128 223V222H127ZM159 223V222H158ZM14 224H16V223H14ZM25 224V223H24ZM31 224H29L28 226L25 224L24 226L25 227H23V231L24 230H28L29 229V227H30V225ZM44 224V223H43ZM54 224V223H53ZM70 224H72V223H70ZM80 224V223H79ZM108 224H109V222H108ZM164 224V223H163ZM168 224V223H167ZM223 224V223H222ZM22 225V224H21ZM37 225V224H36ZM35 225V226H36ZM39 225V224H38ZM113 225V224H112ZM238 225V224H237ZM23 226V225H22ZM47 226V225H46ZM46 226H44L43 228H45L46 229ZM66 226V227H65ZM71 226V225H70ZM82 226V225H81ZM21 227V226H20ZM41 227V226H40ZM48 227H50V226H48ZM47 227V228H48ZM153 227V226H152ZM224 227V226H223ZM15 228V229H14ZM35 228V227H34ZM42 228V227H41ZM40 228V229H41ZM72 228V227H71ZM237 228H238V226H237ZM2 229V228H1ZM33 229V228H32ZM35 229H37V228H35ZM39 229V230H40ZM51 229H52V226H51ZM146 229V228H145ZM246 229V228H245ZM244 229V230H245ZM22 230H20V231H22ZM48 230V229H47ZM53 230V229H52ZM243 230V229H242ZM248 230V229H247ZM22 231V232H23ZM41 231V230H40ZM43 231V230H42ZM50 231V230H49ZM150 231V230H149ZM220 231V230H219ZM249 231V232H250ZM28 232V231H27ZM68 232H71L70 230L68 231ZM121 232V231H120ZM224 232V231H223ZM231 232V231H230ZM242 232V231H241ZM244 232V231H243ZM24 233H26V232H24ZM31 233H32V231H31ZM47 233V232H46ZM45 233V234H46ZM171 233V232H170ZM41 234V233H40ZM40 234H39V237H42V236H40ZM49 234V233H48ZM233 235H234V233H232ZM245 234V233H244ZM15 235V234H14ZM32 235V234H31ZM34 235H35V233H34ZM37 235V234H36ZM119 235V234H118ZM236 235V234H235ZM243 235V234H242ZM63 236V238H65ZM70 236V235H69ZM116 236V235H115ZM246 236V235H245ZM14 237V236H13ZM18 237V236H17ZM20 237V236H19ZM35 237V236H34ZM34 237H32L31 239H32V241H33V238ZM37 237V236H36ZM45 237V236H44ZM71 237H72V235H71ZM70 237V238H71ZM109 237V236H108ZM157 237H158V235H157ZM235 237V236H234ZM240 237V236H239ZM260 237V236H259ZM22 238V237H21ZM30 238V237H29ZM74 238V237H73ZM154 238V237H153ZM156 238V237H155ZM160 238V237H159ZM233 238V237H232ZM242 238V237H241ZM251 238V237H250ZM249 238V239H250ZM255 238V237H254ZM20 239V238H19ZM37 239H38V237H37ZM40 239V238H39ZM38 239V240H39ZM42 239V238H41ZM61 239V238H60ZM145 240L147 239V237L146 238H144ZM143 239V240H144ZM148 239H150V238H148ZM35 240H36V238L34 239V242H30V244L31 243H35ZM48 240H50V239H48ZM262 240V239H261ZM42 241V240H41ZM51 241V240H50ZM147 241H149V240H147ZM234 241V240H233ZM264 241V240H263ZM263 241L261 242V243H263ZM74 242V241H73ZM110 242V241H109ZM150 242V241H149ZM40 243H42V242H40ZM49 243V242H48ZM51 243V242H50ZM56 243V242H55ZM142 243V242H141ZM163 243V242H162ZM242 243V242H241ZM35 244H38V241H37V243H35ZM35 244H33L34 245V247L36 246ZM43 244V243H42ZM42 244H40L39 246H41ZM53 244H54V242H52L50 245H49V250L53 247ZM92 244V243H91ZM187 244V243H186ZM232 244V243H231ZM32 245V246H33ZM44 245V244H43ZM61 245V244H60ZM59 245V246H60ZM100 245V244H99ZM234 245V244H233ZM261 245H263V244H261ZM31 245L29 246V247H31V248H33ZM57 246H58V244H57ZM103 246V245H102ZM29 247H27V248H29ZM54 247H56V246H54ZM91 247V246H90ZM107 247V246H106ZM129 247V246H128ZM158 247V246H157ZM168 247V246H167ZM243 247V246H242ZM31 248L29 249V250H31ZM97 248H99L98 246H96L95 247V249H97ZM101 248V247H100ZM122 248V247H121ZM161 248V247H160ZM243 248H245V247H243ZM262 248V247H261ZM40 249H43L42 247H40ZM47 249V248H46ZM55 249V248H54ZM59 249H61L60 251H56L57 253L55 254L56 256L55 257H51L50 255L49 256H45L44 258H45V260L46 261H44L45 263L44 264H57L56 262H57V259L60 257V256H65L67 259V262H68V264H85L86 262H87V257H89V255L87 254V253H78L77 252V250H71L70 249V247H69V245L63 240V244H62V246H61V248H59ZM74 249H76V248H74ZM94 249V248H93ZM92 249V250H93ZM102 249V248H101ZM152 249V248H151ZM237 249V248H236ZM27 250V249H26ZM33 250V249H32ZM38 250V249H37ZM48 250V249H47ZM89 250H91V248L89 249ZM104 250V249H103ZM239 250V249H238ZM34 251V250H33ZM33 251H30V252H33ZM41 251V250H40ZM94 251V250H93ZM93 251H91L92 253H93ZM166 251V250H165ZM42 252V251H41ZM91 252H90V254H91ZM96 252V251H95ZM94 252V253H95ZM28 253V251H25V250H23L22 248H20V247H18L15 243H12V242H10L8 239H7V237H6V234L5 233H2V231L0 230V260H3V262L1 261V263L2 264H32L33 262H34V260L32 261V262H29V261H31V260H29L28 261V257H30L31 258V256H28V255H30V253L29 254H27ZM37 253H39V252H37ZM36 253V254H37ZM97 253V252H96ZM110 253V252H109ZM117 253V252H116ZM166 253V252H165ZM242 253V252H241ZM35 253H33V255H34ZM46 254V253H45ZM48 254V253H47ZM110 254H112V253H110ZM109 254V255H110ZM120 254V253H119ZM177 254V253H176ZM53 255V254H52ZM97 255V254H96ZM104 255V254H103ZM113 255V254H112ZM115 255V254H114ZM28 256V257H27ZM105 256V255H104ZM108 256V255H107ZM119 256V255H118ZM34 257V256H33ZM38 257V256H37ZM41 257H42V255H41ZM40 257V258H41ZM109 257H111V256H109ZM29 258V259H30ZM36 257H34V258H32V259H35ZM91 258V257H90ZM93 258V257H92ZM151 258V257H150ZM149 258V259H150ZM158 258V257H157ZM261 258L262 259H264V251H263V253L261 254ZM152 259V258H151ZM154 259H155V257H154ZM154 259H152V260H149L151 263H153L154 264V262H155V260ZM40 260V259H39ZM43 260V259H42ZM145 260H147V259H145ZM148 261V262H149ZM243 262V261H242ZM43 263V262H42ZM157 263V262H156ZM263 263H264V261H263ZM36 264H37V262H36ZM39 264V263H38ZM40 264H41V262H40ZM67 264V263H66ZM87 264V263H86Z\"/></svg>",
    "mask_w": 264,
    "mask_h": 264
}]
</instances>
